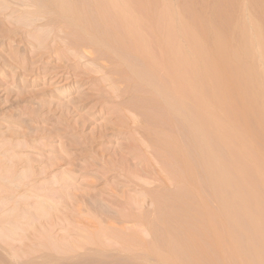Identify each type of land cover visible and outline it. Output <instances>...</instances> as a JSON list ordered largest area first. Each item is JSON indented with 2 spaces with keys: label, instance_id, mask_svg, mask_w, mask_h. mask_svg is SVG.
<instances>
[{
  "label": "rangeland",
  "instance_id": "obj_1",
  "mask_svg": "<svg viewBox=\"0 0 264 264\" xmlns=\"http://www.w3.org/2000/svg\"><path fill=\"white\" fill-rule=\"evenodd\" d=\"M41 1L44 2L45 0H0V221L3 222V223L0 222V229L4 230L3 232H7V233L3 234L2 230L0 231V236H1L0 237V264H264V247H263L264 246V239H263L264 238V236H263V234H264V227H263L264 223H262L264 221V217H263L264 216V213H263L264 212L263 211V209H264V187H263V185L264 184L261 183V182H263L262 180L264 179V170H262L264 167V163L262 162V160L260 158V157H262L261 156L262 153L264 154V141L261 140L259 136L257 139L253 137L255 135L257 136L256 133H260L259 130L256 129V128H258V126H256L258 124V122H257V124H255L256 121L252 123V121H254V119L252 118V121L249 123H252V124H250V126L254 125L253 127H251L253 130L254 129L257 130V132H255V130H254L255 135L253 134L252 138H254L253 141H255V145H257L255 147L256 149L254 151H256V153L260 156H257V154H255L256 155L255 156L254 153L251 152L253 150H250L249 152L252 154L249 153L250 154V156H248L249 158H247L245 156V154L242 157L243 159L246 158L247 160L248 159L250 160L251 156L254 155L253 159L254 158L255 159L253 160L251 158V161H253L252 162L253 164L255 161L257 162L256 158H259L258 161L260 163L257 162V165L259 164L262 169L258 165L257 167H253V170L255 168L257 169L259 167L257 170L260 169L262 171V174L259 173L260 176L258 177V175H259V174H257L259 172L258 171L256 173L257 176H256V174H254L255 175V177H254V175H252L253 173L251 172L253 170H251V167H250V165L252 163H248L246 159H244V161L243 160L238 161V159H240V158H237V157L241 156V155L239 153L238 154L235 153L237 150L236 151L234 150L235 148H233L234 147L233 144L231 145V144L225 143V146H224L223 143L225 142L226 139L224 140L223 139L224 137L220 138L221 135H218L217 132L214 130V128L210 127L211 125H209V124H208L209 126L205 125V128L202 131V128L204 127L201 124L202 118L200 117L199 112L197 113V111H198L197 108L193 107L194 105L191 106V107H193L192 108L193 110L195 109V111H193V112H192L191 108L188 107L189 105H187V103H186L187 101L184 103H186V105H187L186 107H188L190 109H188V108L184 109V107H185L184 103H182V105L176 104L177 105L176 108L178 109V112L175 108H173L170 105L172 103V100L174 101L173 103L175 104L176 103L175 100L173 98L170 100V97H172V96L171 95L169 96L168 94H166L167 92L165 93V91L163 92V89L162 90H161V88L158 89V90H160L161 93L156 89L158 85L157 86L154 85L155 78L153 76L145 77L146 76V74H145L146 70L145 69L141 70V68H143V66L141 67L142 64H139L141 61H136L139 58L134 57V56L132 57V55L127 54L130 57L128 56V59H125L124 53H122L123 56H121V58L123 57L124 61L129 60L128 63L131 62L130 64L132 65V67L128 68V70H127V67H129L130 64H128L129 65L128 66L127 64L125 65L123 62L119 63L115 60L117 58H115L114 60L118 63V65H117V63H116V65L114 64L115 66L113 65V63H115V61L113 60V57L118 55L119 51H116L117 52L116 55H114V53H111L112 55L110 56V54H109L110 52L108 53V52H106V50L103 51V50L97 49V52L99 53L98 54L95 51L96 50L95 49L94 50L95 53H94V51H92V54H91V52L89 50V44L87 45L86 40H83L84 37H82L81 35L79 36V34H81L80 32H78L79 29H76V27H73L71 25L68 26L64 23L63 20L62 21L60 20V17L57 18V16L54 15L55 11H51L52 8L50 5H53V3L50 0H46L45 4ZM48 1H50L51 3ZM136 1L137 0H134V2H136ZM157 1L158 0H149V1L144 0V2L146 3L144 5V6H146L145 8L147 9V7H149V10L152 11L151 12V11L146 10V12H148V13L150 12V14L152 13V15H155L156 12L158 14L159 9L158 10L156 8L154 9V7H156V6L159 7V4ZM161 1H164V0H161ZM172 1H173L174 6L176 7V5H179L180 9L184 10L185 8L190 7L189 10L187 9L183 12H181L182 10H180V13H181L180 15H182V13L188 14L187 16H185L183 14L185 17H187V19L188 18L190 19L191 17H193L190 20L195 21V19H194L195 16L198 17V18H196L197 20H199V17H200L201 20H204L202 22H209V25H210L211 21L213 22L215 20L217 22L219 20L218 22L222 23L221 21L223 20L224 23L225 22L228 23V24H226L227 30L229 28H230V30L233 29V27L235 25H238V22L241 23L242 22L241 20H244V19L249 17L250 14L248 15V13L253 12V10L248 12L249 8L251 6H253V3L251 4L250 2L254 1V4H255L254 6H256V3H255L256 1L259 4L262 3V6H261V4H260V6L262 7V9L264 8L263 7L264 2L261 0H256V1L255 0H253V1L249 0L250 2L248 0H235V2H236L235 4L233 3L234 1H232V0H224V1L223 0H221V1L220 0H172ZM218 1H220L222 5L225 4L226 7L223 8L222 5ZM26 2L27 3L32 2V3H29L30 4L29 5ZM138 2H140V1H138ZM141 2H142V0H141ZM149 2H152V3L154 2L156 6L154 5V7H153V5L149 4ZM222 2H227V3L223 4ZM245 2H246V5L248 7V10H247V7L244 6ZM33 3H36V4L38 3L39 6H42L41 7L42 9L40 8V10H43V11L45 10L47 12V10L49 9L52 14L49 13L50 12L49 10H48L49 12H47V13L46 12L43 13V11L41 12L39 10L38 4L36 6V4H33ZM49 3H50V5H49ZM219 4L221 5L220 8L222 7V9H223V10L221 9L223 16L221 14H219L220 13L219 12L220 11L219 10L220 9ZM48 5L50 6V8ZM78 5H80L84 9L86 8V10L88 9V11H89V8H87L86 5L84 6L82 3L78 4ZM151 5H152V7H151ZM217 5H218V7H217ZM233 5H236V6H233ZM249 5H250V7H249ZM28 6H29V8H28ZM30 6H31V8H30ZM34 6L36 8H34ZM179 6L176 8L179 9ZM215 6L218 8V13H216L217 8H215ZM44 7H46V8L44 9ZM253 7H251V8L255 9ZM239 8H242L244 10L239 9ZM86 10H84V12ZM239 10L243 11L245 13V15H242V13H239L240 12ZM37 11H39V13H36ZM88 11H87V13L85 12V15H88L90 13L92 14V12H90V11L88 13ZM154 11H155V13H153ZM214 11H216V12L214 13ZM29 12H30V14H29ZM189 12H191V13H189ZM263 12H264V10H262V14H263ZM213 13H214V15H213ZM216 14H217V17L220 19L215 18L214 20H212V18H214V16ZM218 14L222 16V19H221V16H219ZM189 15L191 17H188ZM53 16H55V18ZM243 16L245 18H242ZM263 16L264 15H262V20L264 19ZM43 17H45V18H43ZM38 19H41V20H38ZM50 20H53V21L50 22ZM236 20H237V22H235ZM218 22L214 23V24H216V26H217V24H220ZM52 23H55V25ZM191 23H193V22H191ZM263 23H264V20H263ZM205 24H208V23H205ZM48 25H50L51 27L49 26V28L47 29ZM56 25H58V26L60 25L61 27L60 26L57 27ZM226 25L224 28H226ZM41 26H43V28H41ZM63 27H67L69 30L66 28H63ZM218 27L223 29V26L220 27V25H219ZM55 28H56V30H55ZM58 28H59L60 32L57 31ZM60 28H61L62 32H61ZM63 29H65L66 31H64ZM72 30H74V31H72ZM75 30H77V31H75ZM48 31L50 34L48 33ZM67 31H68V33H66ZM74 32L77 35L73 34ZM56 33H57V35H56ZM59 34H61L62 37H60ZM44 37H46V39H44ZM81 37H82V39H81ZM40 38H41V40H40ZM62 38H64V39H62ZM75 38H77V39H75ZM205 38L207 40V35H205ZM55 39H56V41H55ZM57 39L59 40L58 42H57ZM77 41H78V44H76ZM62 42H63V44H60ZM64 43L65 44H71V48L69 50L65 49V47L68 45H65ZM82 44H84V46ZM80 45H81V47H80ZM60 46H62V47H60ZM72 46H73V48H72ZM75 46H77V47H75ZM56 48H58V49L56 50ZM77 48L79 49V52H77L78 51ZM54 49H55V51H54ZM87 49H88V51H87ZM61 50H63V51H61ZM70 50H71V55H69ZM75 50L79 55L75 52ZM84 50H86V51H84ZM64 52L66 55L63 54ZM104 53L107 55H104ZM80 54L83 56V58L81 57ZM95 54H96V56H95ZM108 54H109V56H108ZM88 55L89 56L91 55L93 57L90 56L91 57L90 58ZM99 55H103V56L101 57ZM74 57H75V59H74ZM100 57H101V59H99ZM108 57L109 58L112 57L111 62L109 61ZM119 57H120V55H119ZM125 57L127 58V56H125ZM96 58L98 60H96ZM105 58H107L106 59L107 61L104 63ZM82 59H84V60H82ZM94 60L96 63L94 62ZM101 60H103V61H101ZM133 60H135V61H133ZM97 62H98V64H97ZM102 62H103V64H100ZM109 63H110V65H109ZM122 63H123V65L121 66ZM135 64H138V65H135ZM101 65L106 66V67L108 66V68H106L107 71H106V69L104 70L105 67L104 68L102 67L103 69H100ZM117 66H120V67H117ZM123 66H125V67H123ZM137 66L141 67V68H138ZM113 67L115 69H113ZM118 68L119 69L123 68L120 70L123 72L126 71V73L121 72ZM131 68L134 70L136 68L138 69L137 70V71H139L138 75H136L137 74L136 72L134 73V70L131 72L134 75H136V77H139L140 73L143 71L140 76L147 78L146 79L147 81L146 82L142 81V80H145L142 77L141 78L142 80L140 82V77L138 79V78L134 77V75H132L134 77V80H133V77L131 75H129L130 74L129 72L132 70ZM108 69H109V71H108ZM124 69H126V70H124ZM129 69H131V70L129 71ZM111 70H112V72H111ZM105 71H106V73H105ZM118 71L120 72V74L123 73L122 75H119V77H118V73H117ZM105 74H106V76H105ZM124 74L128 75V77ZM113 75L116 76L118 80L116 79V77L114 79ZM123 75L125 77H123ZM152 77H153V79H152ZM124 78H128V79L130 78V79L127 80V82H124V80L126 81V79H124ZM135 78L137 79V81L135 80ZM112 79H113V81H112ZM148 79H150L152 82L151 83L148 82ZM122 80L124 83H122ZM147 83H149V84L147 85ZM151 84L154 86L150 88V86H152ZM148 86H149V88H148ZM208 86L206 87L207 89H209ZM149 89L150 90L152 89V91L150 92ZM154 89H155V91H153ZM211 89L212 88L210 86L209 91L207 90V92H208L207 94H209V92L212 93ZM148 90H149V92H148ZM156 91H157V95H158V93H160L158 95L159 98H157V95L156 96L154 95V93L156 94ZM162 92L164 93V95ZM149 93H151L150 95H152V96L154 95L156 98H154V96L153 97L150 96ZM209 95H207V96H209ZM120 96L122 99L120 98ZM161 96H163V97L165 96L164 99H163V97L160 98ZM168 98H169L171 103H169ZM160 99L162 102H160ZM167 100H168V102H165ZM166 103H167V105L169 103L168 106H171V109L173 108V110H171L170 107H168L166 105ZM173 103H172V105H174ZM191 104H194V103L190 102V105ZM135 105H136V107H135ZM178 105H180V106H178ZM179 107H180V110H179ZM140 108H141V111H139ZM181 109H183V110L181 111ZM170 110L172 112H169ZM174 111H175L176 115H175V113H173ZM183 111H184V113L186 112L188 114H184ZM180 112H182L185 116ZM189 112H191V113H189ZM194 112H196V115H194L195 114ZM179 114H181V115H179ZM187 115H189V116H187ZM191 115H193L194 117L197 116V120L195 119L196 117L194 118ZM177 116H178V118H177ZM181 116H182V118H181ZM183 117H185L187 119H185V118L183 119ZM198 119H199V122H198L199 124L197 123ZM132 120H134V121H132ZM140 120L142 121L141 123L139 122ZM187 120L189 123L192 121V123H190L191 126L189 125ZM194 121H196V122H194ZM137 123L138 124L140 123V124L138 125ZM146 123L147 124L150 123V124L147 125ZM155 123H157L158 126ZM184 124L187 126L186 127L187 129L184 127L185 126ZM194 125L196 126V129L198 128V126L200 128H201V126H203L201 129L198 128V130L200 129L199 130L200 132L202 131L200 133L201 136L204 135L205 132H206V134H208V132L211 129V131L213 133L211 132V135H209V136H212V137L206 136V134L204 135L205 137L204 136L201 137L200 134H197L198 130L196 131V129H193V127H195ZM135 126H137V127H135ZM151 126H152V129H150ZM153 126L155 129L153 128ZM188 126H190L189 132L191 129V132H193L194 135L191 134V132L190 133L188 132ZM134 127L136 128L137 131L135 130ZM140 128L141 129L143 128L144 130L143 129L141 130ZM157 128H159V130ZM160 128H161V130H160ZM156 129L158 130L157 132H156ZM165 130L170 131V134H168V132ZM192 130H195V131H192ZM141 131L143 134L141 133ZM171 132H172V134H171ZM177 132L179 134L181 132H185L186 134L183 133L184 134L183 135L181 133L180 135L183 137L182 138ZM203 132H204V134H203ZM188 133H189L190 137L192 135L194 136V138L196 137L197 138V139L195 138L196 140H198V137H199V140L196 141L194 139V141H193V139H192L193 136H192V138H188L189 137ZM209 134H210V132H209ZM171 135H174V136H172V138H171ZM178 135H179V137H178ZM185 135H187V138H185L186 137ZM197 135H199V136L197 137ZM214 136H216V137H214ZM142 137H144V139L146 138L145 140H148V143H147V141L143 140ZM206 137H208L209 140L212 138L214 140V142H212L213 141L212 139H211L212 141L206 140L207 139ZM214 138H217L218 140L223 139V141L221 143L220 142L221 140L218 141L217 139L215 140ZM155 139L157 141H155ZM187 139H188V141H186ZM202 139L205 141L204 142L205 144L206 143L209 144L208 145L209 147L205 144H204V146H206V147L202 146L203 141H202V143H200L201 142L200 140H202ZM141 140H142L143 144L140 143ZM166 140L169 141L170 143L167 142ZM184 141L187 143H182ZM226 141L228 142V140H226ZM160 142H161V148H160ZM162 142L164 144H166V142H167V144L164 145ZM174 142H176L177 144H175ZM196 142L197 143L199 142L198 144H200V146L197 147L198 149L195 148L197 146ZM144 143H146L147 145ZM181 143L184 144V146ZM218 143H220L224 149H227V147L229 146L228 149L231 151V152L229 151L230 154L227 150L222 149V147L220 148V145H218ZM230 143H233V142L230 141ZM141 144H142V146L143 145L144 146L140 147ZM191 144H193V145H191ZM211 144H213V147H212L213 149L211 148V146H212ZM187 145H188V147H187ZM146 146H147V148H146ZM162 146H164L166 149ZM179 146L180 147L183 146L182 148L183 149L186 148V150H183L182 148H178ZM258 146H259V150L262 152L260 154H259V152H257ZM154 147H156V148H154ZM176 147L178 148L179 151L177 150ZM231 147L233 148L234 153H233ZM141 148H144V149H141ZM207 148H210V149H207ZM146 149L149 151H147ZM164 149H165L166 153L163 152ZM190 149H191V152H190ZM202 149H204L205 151L208 150V152H207L208 154L205 153V151ZM216 149L218 151H216ZM180 150H183L184 152L180 151ZM200 150H202V151L200 152ZM153 151L155 152V154L158 157H160V159L158 158L159 161L157 160L156 155L154 156ZM209 151H212L213 153H215V155L214 154L209 155L210 154ZM225 151H227L226 153H228V154L224 153ZM167 152H169L168 155H166ZM199 152H200V154H199ZM148 153H150L149 154L150 156L148 155ZM201 153H202V155H201ZM138 154H140L141 156H139ZM162 154H164V155H162ZM181 154L183 156H188V157L190 156V157L189 158L183 157ZM198 154L201 155L202 157L199 156ZM232 154H236V156H234ZM192 155L193 156L198 155L197 158L201 161L197 160V158L195 156H194L195 157V159H194ZM207 155H209L208 157H210V159H213V160L215 159L214 161H216L217 157H219V159H217V161L221 160L218 162L216 161L218 165L215 164L216 165L215 168H217V170L216 169L214 170L215 173L213 176L209 174V172H212V170H210L211 168L209 169V167H204V168L202 167V166H205L204 164H206V162H204L203 165L201 164L203 161H205V158H206L205 156H207ZM180 156H182V157H180ZM153 157L154 158L156 157L155 161H158L159 163L158 162H151L150 163V161L153 159ZM191 157L193 160L191 159ZM208 157L206 158L208 160V162L209 161L214 162L212 160H209ZM231 157H232V160H231ZM235 157L237 158V160ZM168 158L170 159V161H168L169 160ZM187 158L189 159V161H191V162L193 161V162H192V165H190L191 163L188 162L189 164L187 163V167H186L185 163L187 162ZM171 159H172V161L174 160V162L175 161L176 162L175 163L172 162ZM179 159H181V160L184 159V160L181 162V160L179 161ZM233 159H235L234 163H232ZM138 160H139V162H138ZM166 160H167V162H166ZM224 160H227L225 162H226V164H228V166L225 164V166H226L225 168L229 169V171L233 169V175H236V178H234V179H237L236 185L234 184L236 182L233 181V178L227 177V175H226V174L231 173L228 176H233L232 171L229 173L227 170L225 171V169H222L223 167L219 165L220 162H223ZM144 161H147V163ZM152 161H154V159ZM177 161L180 162L181 165L179 163H177ZM194 161H195V164H194ZM197 161H199L201 165ZM240 161H242V162H240ZM163 162L165 163V165ZM208 162H207V164L210 166L211 162H209L210 164ZM243 162L245 164H247V166L250 167L249 171H248V167L246 165H245V167H247V169H244V167L242 168L243 170L240 169L241 168L240 164H242ZM176 163H177V165H176ZM244 163L242 164L243 166H244ZM171 164H173V165H171ZM193 164H194V166H193ZM196 164H197V166H196ZM215 165H213V166H215ZM229 165L231 166V169H230ZM232 165H233V167H234V165H236L235 166L236 168L235 167L232 168ZM161 166L162 167L164 166V167L161 169ZM175 166H176V168H179V169L177 170L175 168ZM192 166L194 167V169H192L193 168ZM213 166H210V167H213ZM219 166H220V168H219ZM166 167H168V169L173 167L175 169H173V168L172 169L175 171H172V169L167 170ZM164 168H166V170ZM180 168H183L184 170L183 169L180 170ZM188 168H189V170L192 169L193 171L190 170L188 172V170H187ZM199 168H201V169L199 170ZM163 169H164V171H163ZM202 169L204 172L206 171L205 169H207L208 173H204L203 171H201ZM212 169H214V168H212ZM218 169H221L222 171L220 172ZM236 169H237V172H236ZM240 170L242 171V174H241ZM245 170H247L250 174L252 173L251 176L253 177V179L251 176H248L247 171L245 173ZM177 171H178V174H177ZM216 171H217V174H216ZM162 172H164V173H162ZM174 172H176V173L174 174ZM190 172H191L190 175L192 177L190 175H189L190 177L188 176V174ZM224 172L225 173L227 172V173L225 174ZM181 173H184L183 174L184 177H182V179H181V176H182ZM185 173L187 174V176ZM195 173H197V174H195ZM218 173H219V177H222V178L226 177V178H224L225 180L222 178L221 179L224 180V182H225V183L223 182L224 184H226V182H227V185L229 187L224 185L223 183H220V182H222L221 179L218 178L221 181H217L218 180L217 179ZM221 173H224V174L220 175ZM238 173H239V175H241V178H243V176L245 175L243 180L238 179V177H240L238 175ZM164 174H166V176L168 174L171 175L167 181H166V177L164 176ZM176 174H177V176H176ZM212 174H213V172H212ZM135 175H138V176H135ZM174 175L176 176L177 179L175 178ZM208 176H210V177H208ZM211 176H212V180L214 182L216 181L218 184L220 183L219 186L214 185V182L212 184V182H211L212 180H209V179H211ZM214 176H215V180H214ZM139 177L142 178V180H140ZM179 177H180V179H179ZM233 177H235V176H233ZM246 177L247 178L250 177L248 180L249 182H246V180H245ZM136 178H137V180H136ZM172 178L174 180L175 179L176 180L173 181ZM169 179H170V182L167 183L169 181ZM207 179H208L207 183L210 184V182H211V185L209 186L210 189H209V187H207L209 185L206 183ZM254 179H255V181H254ZM192 180H193V182H192ZM194 180H195V183H194ZM201 180H202V182H201ZM238 180H240L239 183H238ZM189 181H191V182H189ZM197 181H200L201 183L197 182ZM204 181H205V184H207L206 187L204 185ZM241 182H243V184ZM252 182H254V183H252ZM177 183H179V184H177ZM184 183H185V185H183ZM186 183L187 184L189 183L188 186ZM193 183L195 186L196 185L197 186L196 187L194 185L192 186ZM244 183H247V184H245L246 187H245ZM171 184H173V185L169 186ZM222 184H223V186H222ZM238 184H239V187L237 186ZM254 184L257 185V187H255ZM180 185H181V187H180ZM199 186H201V187H199ZM224 186H226L225 187L226 189L224 188ZM241 186L244 188L241 189L242 188ZM251 186H253V187L251 188ZM191 187H195V189L198 188V190L194 189L195 191H198V193L195 192L193 190V188H191ZM185 188H187L186 192H185V190H186ZM221 188L224 192L222 190H220ZM229 188H231V189H229ZM182 189H184V191ZM191 189L194 192L191 191ZM214 189H216V190H214ZM237 189L239 190V192H240V190H242V191L247 190L246 192H244L245 194L246 193L248 194L250 192H252V193L248 194L250 196H248L246 194L249 197L248 198L245 194H243L242 191H241L242 193L240 192L238 194ZM207 190H209V191H207ZM212 190L215 192H213ZM181 191H182V193H181ZM188 191H189V193L193 192L191 194V196H188V195H190L188 193ZM226 191H228V192H226ZM232 191L234 193H232ZM255 191H257V192H255ZM217 192L223 194L224 199H222V195L220 196L219 194H217ZM156 193H158V194L155 195ZM203 193H204V195H203ZM254 193L256 195L257 194L258 195L256 196V195H254ZM144 194L146 196L149 195L151 197V199L149 196L146 197ZM178 194H180L181 196ZM216 194L218 196H215ZM226 194H228V196ZM252 194L254 197L255 196L259 197V200L257 199V202L255 201V198L253 196H251ZM174 195L177 197H175ZM184 195H185V199L186 198L189 199V197H190L191 201H188V199H186L185 200L186 202H184V197L182 198V196H184ZM199 195L202 196L203 199L206 197L204 199V200H207V201H204L206 203H202L203 199L199 198L200 197ZM205 195H207L209 197H207ZM213 195L215 196V198ZM235 195H238V196H235ZM242 195H245L247 197V199H249V200L251 199L249 201V203L252 204L253 206L251 205V207H250V204H248V200H244L242 198ZM143 196L145 197V199L143 198ZM179 196L181 197V199L180 198L178 199ZM229 196H230V198H229ZM156 197H157V199H155ZM192 197H194V198L192 199ZM210 197H211V199H210ZM218 197H220L222 199V201L224 200L223 202H225V203H223L220 200H219L220 203L219 202L217 203L216 200L218 199ZM232 197L235 198V201H234V199H232ZM238 197L242 198V203L244 202V204H242L240 202L241 201L240 199L237 200ZM135 198L136 199L138 198L137 202L142 200L143 203L141 202V204H143V206L140 204V202L137 203ZM252 198H254V199H252ZM130 199H132V200L134 199V201H133L134 204H133L132 200L130 201ZM152 199L154 200V202ZM172 199H174V201H172ZM225 199H226V201H225ZM155 200L156 201L158 200L156 202V205H155ZM252 200H253V203H252ZM129 201H130V203L128 205L127 202H129ZM182 201H183V203H182ZM209 201H210V203L212 201L213 204L212 203L210 204ZM229 201H231L232 204H230L231 202H229ZM238 201H239V203H238ZM258 201H260L259 202L260 208H258L256 213H257V215H258V213H260V214L262 213L261 215L259 214L260 216H257V217H259V219H261V217H262V219H261L262 222H260L261 220L259 221V219L257 217H255V221H252V217L250 215L256 211L255 208L259 207ZM261 201H262V203H261ZM158 202L160 205L157 204ZM163 202H165V206H164ZM166 202H168V203H166ZM170 202H172L173 204ZM174 202H175V204H174ZM233 202H237V204H235L236 206L233 205L234 204ZM254 202H256L258 204L255 205ZM215 203H217V204H215ZM240 203L242 204V206L244 205L245 208H243L244 206L242 207L240 205ZM41 204H43L45 206V208L43 205L40 206ZM130 204L132 206H130ZM137 204L140 206V209L143 207L144 208L140 211V209H138L139 206ZM202 204H204V206H203V207H205L204 210H202L203 209ZM206 204H208V205H206ZM219 204H220V206H219ZM238 204H239V208H238ZM127 205L130 206L129 210H128ZM134 205H136V207L137 206L138 207L137 208L133 207ZM193 205H195L196 208H195V206L191 207ZM177 206H178V208H177ZM181 206H183L184 209ZM225 206L227 208H229V209L226 208L228 211L225 210ZM240 206L242 207V210H241ZM255 206H257V207H255ZM185 207L187 210L185 209ZM230 207H232V210L230 209ZM234 207H236V208H234ZM252 207H254V208H252ZM262 207H263V209H262ZM158 208H159V210H158ZM166 208H167V210H166ZM179 208L183 210V212H184L183 215L188 214L189 217H188V215L178 216L180 214L179 212H181V214H182L181 210L178 212ZM221 208H223V209H221ZM130 209H131V211H130ZM160 209H161V211H160ZM237 209L240 211H237ZM243 209L244 210L246 209V210L243 211ZM133 210H135V211L139 210L140 212L138 211L139 213H137V212H134ZM157 210L159 212H157ZM175 210H177L178 213ZM201 210L203 211V213ZM205 210H206L207 214H205ZM128 211L134 212V213L127 214V213H129ZM221 211H224V212H221ZM229 211H230V216H229V214H224L225 212L229 213ZM161 212L165 213V215L163 214L164 218H162ZM173 212L177 213L176 214L177 218L175 217V214ZM199 212L202 213V215H200ZM217 212H219V213H217ZM247 212H248V214H247ZM12 213H15V214H12ZM117 213L118 214L120 213L121 215H118ZM189 213H191V214H189ZM215 213L217 215H215ZM256 213H253V214L256 215ZM17 214H19V215H17ZM169 214L171 216H168ZM219 214H221L222 216L227 215L229 217H227V219L225 217V219H224V217H221V215H219ZM245 214H247V216ZM8 215H10V217ZM127 215L129 218L132 217V215H133L134 219L133 218L129 219L127 217ZM156 215H158V216H156ZM194 215H196V216H194ZM206 215H207V218H206ZM255 215H253V220H254ZM11 216H12V219L10 220ZM16 216H20V217L17 218ZM124 216H125V218H123ZM141 216L144 218H142ZM145 216H146V218H145ZM155 216H156V218L158 217L157 220H159V221L156 220ZM165 216H166V219H165ZM192 216H194V217H192ZM233 216L235 218H232ZM120 217H122V218H120ZM167 217L172 224L169 222ZM181 217H183L181 220H183L184 218L185 219H184V221L179 222L178 220H180ZM190 217L192 218V221L195 222V220H196L195 223H198V225H196V224L193 225V223H191ZM196 217H197V219H195ZM201 217H202V219H201ZM236 217H238L240 219V222H239V219ZM248 217L250 218V220ZM187 218L190 221H187ZM228 218L231 220H229ZM5 219H7V221ZM139 219H140V221H138V223H137V220H139ZM145 219H147L149 224L147 223V221ZM160 219H162V220H160ZM175 219L178 222H176ZM200 219H201V223H199ZM212 219L214 221H212ZM165 220L166 221L168 220V221L166 222ZM207 220H209V221H207ZM248 220H249V223H248ZM256 220H257V222H256ZM10 221H13V222L10 223ZM150 221H152V223ZM164 221L166 222V224H164L165 223ZM172 221H174V222H172ZM185 221L187 223H189L190 225H188ZM202 221H204V222H202ZM210 221L212 223H210ZM6 222H8V223H6ZM160 222H162V223H160ZM254 222H256V223L254 224ZM150 223H151V226H154L156 230L150 226ZM168 223H170L171 225L170 224L168 225ZM178 223H179V227H178ZM180 223H182V226ZM183 223H184V226L185 227L188 226L187 227L188 230L191 229V231H188L187 228L183 227ZM207 223H208V225H206ZM215 223H218L219 226ZM238 223H240L241 228L239 227ZM7 224H9L10 227ZM17 224H20V225H17ZM140 224L142 226H140ZM157 224H158V226H157ZM162 224H163L164 228L161 226ZM200 224H201V226H200ZM250 224L253 228L250 226ZM191 225L192 226L196 225L195 227H197V228L192 227ZM209 225L210 226L212 225V227H210ZM224 225H225L226 230L227 229H230V230H227V231L224 230V228H223ZM235 225H237V227ZM255 225H257V227ZM260 225L263 227V229ZM1 226L4 228H1ZM146 226H147V228L148 227L149 228L147 229ZM170 226H172V227H170ZM189 226L192 228H190ZM203 226H204V228L206 227L207 230L204 229ZM208 226L210 227V230L216 228L214 230L217 231V234L219 236L215 235L216 232H215V234L211 233V232H214V230H212L210 232V230L208 229L209 228ZM150 227H151V230H150ZM227 227H229V228H227ZM5 228H8V229L6 230ZM237 228L239 230H237ZM15 229H16V231H15ZM102 229L104 231H102ZM180 229H182V231H179ZM199 229L201 230L202 233L200 232ZM221 229H223V230L221 231ZM139 230L142 234H140ZM154 230L156 231V234H155V232H153ZM183 230L186 232H184ZM194 230L195 231L197 230L196 233L199 236V238H197V240H196L197 234L194 233L195 232ZM8 231H10V232L12 231V232L10 233ZM135 231H136V233H135ZM13 232L14 233L17 232V233L14 234ZM99 232H101V235L99 234ZM102 232H103V234H102ZM111 232L114 233L113 237H112ZM144 232H146L147 234ZM208 232H209V234H207ZM124 233H126V235H125V238L123 239V241H124L123 242L122 241V238H123L122 234L124 235ZM167 233H169V235ZM227 233L229 235H232V236H230L231 238L234 236L235 241L240 239L239 241H237L240 244V247L238 246V243L236 244V242H234V241H233L234 243H232V245L235 246V249H236V245H237V247H239V248H237V250L239 251L238 253L234 249V252H236V254H234L232 252L233 249L230 250L227 247L229 244H231V241H232V240L231 241L229 240L231 238H228L229 235H227ZM104 234L105 235L107 234L108 236L111 235V237L113 239L111 237L105 236ZM119 234H121V236ZM129 234L130 235L131 234L132 235L138 234L139 236L136 235L138 239L142 235L141 238H144V239H142L143 241L140 240L141 238L139 239V241L137 239L135 240L136 236L133 235L134 240H132V236H129ZM143 234H145L146 236L149 234L147 236V239H145L146 237H143ZM220 234H222V235H220ZM2 235H5L6 237L2 236ZM114 235H115V237H117L118 235H119L118 237H120V239L118 237L116 238L117 240H115V241L117 243L114 241V239H115ZM176 235L178 237H180V235H181V238H183V239L178 238ZM212 235H214V237L216 239L218 237L220 238V236H221L220 240H218L220 242H218V241L216 242V239ZM223 235H225V236H223ZM7 236L8 237L10 236V237L8 238ZM11 236H12V239H11ZM85 236H88V240H85V239H87ZM99 236L101 238H99ZM151 236H153V237L156 236L157 238L154 237V239L156 238V241ZM162 236H164L163 237L164 239L161 238ZM169 236L175 237L176 239L170 238V240H167V239H169ZM187 236L189 239H190L189 236H191V241L194 237V241H192V244H191V241H189V239H187ZM202 236H203V238L205 237L204 239L206 241L210 240V243L208 242V244H207L206 241H204V239L202 238ZM208 236H209V238H212V239L214 238V239L213 240L209 239V238H207ZM235 236H236V238L237 237L238 238L240 237V238L236 239ZM2 237H5V238L2 239ZM47 237L49 238V240L47 239ZM90 237L92 239L94 237L92 242H91ZM128 237L129 238L131 237L130 242H129V239L126 241V239ZM165 237H166V239H165ZM13 238H15V239L13 240ZM4 239H6L7 241L5 240V242H4L3 241ZM10 239H11V241H9L10 242V244H9L8 240H10ZM111 239H112V241H111ZM151 239L153 242L151 241ZM157 239H159V240H157ZM161 239H163V241H165V242L162 241L161 243H158V242H160ZM179 239L181 240V242ZM198 239H199V241H198ZM201 239L204 242L200 241ZM227 239L230 241V243ZM256 239H257V241H256ZM43 241L45 242L44 243L45 247L42 246V245H44V244H42ZM93 241H95V242H93ZM107 241H110L112 243H109V242L107 243ZM125 241L129 242V244L126 243ZM140 241H142L143 243ZM144 241H146L145 243H147V244L149 243L148 245H151V246H152V244L154 245V246H152L153 251L156 250L158 248V246L160 245L161 246V247L159 246L160 249L158 248L157 251H155L157 253L160 250L162 251L166 246V248L162 252L160 251L162 253V256H164V258L166 257V254L169 252L170 253L167 255L171 256V258L176 256V255H178V256H176L172 259L170 257H168V258L166 257L167 258L166 260L168 261L167 262L166 260H164L163 257H161V253H158V255L160 254L159 255L160 258L161 259L163 258L162 259L163 262H162L156 253L154 255L152 252H150V251H152L151 247H149L150 251H148V253H147V250H146L147 246L145 247L146 244L144 243ZM226 241H227V243H226ZM40 242H41V244H40ZM49 242H51V245L53 247L50 244H48ZM131 242L132 243L136 242L137 245L139 244L141 249L145 248L146 252L143 251V253L145 252L144 254L146 256L141 253L142 251H140L141 250L140 247L138 249L136 248L137 247L136 243L132 244ZM139 242L141 244H143V245L145 244V245L141 246V244ZM167 242H168V244H170L169 248H167L168 247ZM182 242L185 244H183ZM187 242L188 243L190 242V243L188 244ZM214 242H216L217 244ZM261 242H262V244H261ZM85 243H86V245H85ZM88 243H89V245H88ZM122 243L124 244L123 245L124 248L126 247V245L128 248L126 247L125 249H123ZM156 243H158V244H156ZM218 243L220 246L218 245ZM104 244L106 247L104 246ZM110 244H113V245H110ZM171 244L175 248H176V245H178L177 247L180 248L181 244H183V246H181V249L182 250L184 249L183 250L184 253H182V251L180 252L178 250L179 248L178 249L172 248ZM174 244H176V245H174ZM196 244H197L198 248H197ZM211 244H213V245H211ZM223 244H226L227 246L226 245L224 246ZM46 245H47V248H46ZM54 245H55V247H54ZM232 245H231V247L234 248V246H232ZM199 246H201L202 249L200 248V250H199ZM49 247H51V248H49ZM155 247H156V249H155ZM191 247H193L194 252H193ZM223 247H225V248L227 247V248L224 249ZM229 247H230V245H229ZM135 248H136V250H135ZM170 248H171V250H170ZM218 248H219V250H217ZM261 248H263V249L261 250ZM172 249H174L175 252L172 251ZM188 249L190 250V253H188L189 252ZM221 249H222V251H221ZM240 249H241V251H240ZM254 249H255V251H253ZM126 250H128V251L131 250L132 253H131V251L127 252ZM138 250L140 251V253H136V252H138ZM176 250L178 252H176ZM186 250L188 252H186ZM203 250L207 254L202 253ZM133 251H136V252L133 253ZM200 251H201V254H198V253H200ZM217 251L219 254H217ZM252 251L255 252L254 257H253L254 253H252ZM172 252H173V254H172ZM179 253H181V254L179 255ZM193 253L195 256L194 255L192 256ZM137 254H140V255H137ZM151 254L154 255L153 258H152ZM204 254H206V255H204ZM203 255H204V257H202ZM256 255H257V257H256ZM154 257H156V258H154ZM176 258H178V259H176ZM169 260H170V262H169Z\"/></svg>",
  "mask_w": 264,
  "mask_h": 264
},
{
  "label": "bare ground",
  "instance_id": "obj_2",
  "mask_svg": "<svg viewBox=\"0 0 264 264\" xmlns=\"http://www.w3.org/2000/svg\"><path fill=\"white\" fill-rule=\"evenodd\" d=\"M46 1V0H45ZM45 1L43 2V1H41V2H43L44 4H45ZM53 3V5H50V3L51 2ZM50 1H48V2H50L49 3V5L51 6V8H52V10L51 11H55V13H54V15L55 16H57V18H59L60 17V20L62 21H64V23L66 24V25H71V26H73V27H76V29H79V31L78 32H80L81 34H79V36L81 35L82 37H84L83 38V40H86V42H87V45L89 44V50H90V52H91V54H92V51H94L95 49V51L97 52V49L98 50H106V52H110L109 54H110V56L112 55L111 53H114V55H116V51H119V53H118V55H116L115 57H113V60L115 59V58H117V59H115L117 62H119V63H121V62H123L125 65L127 64H130V63H128L129 62V60L128 61H124L123 59L125 58V59H128V56L129 55H132V57L134 56V57H137V58H139L138 60H136V61H141L139 64H142L141 65V67L143 66V68H141V67H138V68H141V70L142 69H145L146 70V72L149 74H147L146 72H145V74H146V76L145 77H147V76H153L154 78H155V83H154V85H158L157 86V90L158 89H160L161 88V90L163 89V92L165 91V93L166 94H168L169 96L171 95L172 97H170V100L173 98L174 100H175V104L173 103L174 101L172 100V103L174 104V105H172V103L170 102V100H169V98H168V100H169V103H171L170 105L173 107V108H175L176 110H177V112H178V109L176 108V104H180V105H182V103H184V102H186L187 103V105H189L188 107H190L191 108V110H192V112L193 111H195V109L193 110L192 108L193 107H195V108H197V113L199 112V114H200V117L202 118V122H201V124L204 126H201V128H202V131L204 130V128H205V125H207V126H209V125H211L210 127H212V128H214V130L217 132V134L218 135H221V137L220 138H223L224 140L226 139V140H228V142L225 140V142L223 143L224 144V146H225V143H228V144H233V148H235L234 150L236 151L235 153H239L241 156H238L237 158H240V159H238V161L239 160H243L244 161V159H246V158H242L243 157V155L245 154V156L247 157V158H249L248 156H250V154H252V153H254V155L255 154H257L256 153V151H254L256 148V146L257 145H255V141H253V139L254 138H258V136L260 137V139L261 140H263L264 141V23H263V20H262V15H264V12H263V14H262V10H264V8L262 9V3H260L261 4V6H260V4L259 3H257V1L255 2L256 3V6H254L255 4H254V1L253 2H250L249 0V2L252 4L253 3V6H251V7H253V8H255V9H252L251 7H250V5H249V11L248 12H250V11H252L253 10V12H251V13H248V15H249V17L248 18H246V19H244V20H241L242 22L241 23H239L238 22V25H235L234 27H233V29H231L230 30V28L227 30V25L226 24H228V23H224V21L222 20H220L222 23H220V22H218L219 20L218 19H220V18H218L217 17V14L214 16V18H212V20H214L215 18H218L217 20V22L218 23H220V24H217V26H216V24H214V23H217L215 20V22L213 21H211V23H210V25H209V22H202V21H204V20H201V18L199 17V20H197L196 18H198V17H196L195 16V21H191L190 19H192L193 17H191L190 15L188 16V17H191L190 19L188 18L187 19V17H185V16H187L188 14H184V13H182V15H180L181 13H180V10H182L181 12H183V11H185V10H189V8H185L184 10L183 9H180V6L179 5H176V7H178L179 6V9L178 8H176L175 6H174V4H173V1L172 0H164V1H157L158 2V4H159V7H157L156 5H155V3L153 4L152 2H149V4H152L153 5V7H154V5L156 6V7H154V9L156 8L157 10L159 9V12H158V14H157V12L155 13V11L153 12V13H155V15H152V13L150 14V12L148 13V12H146V10L147 11H151V10H149V7H147V9L145 8L146 6H144L146 3L144 2V0H142V2H141V0H137L136 2H134V0H50ZM138 1H140V2H138ZM149 1V0H148ZM221 1V0H220ZM220 1H218L220 4H221V2ZM224 1V0H223ZM232 1H234L233 3L235 4L236 2H235V0H232ZM231 1V2H232ZM247 1V2H248ZM261 1H263L264 2V0H261ZM144 2V3H143ZM147 2V1H146ZM161 4H160V3ZM217 2V1H216ZM259 2V1H258ZM27 3V2H26ZM29 3H32V2H29ZM29 3H27V4H29ZM39 3V2H38ZM37 3V4H38ZM47 3V2H46ZM83 4L84 6L86 5V7L87 8H89V11L90 12H92V14L90 13V14H88V15H85V12L87 13V11H88V9L86 10V8L84 9L83 7H81L80 5H78V4ZM223 4L224 3H227V2H222ZM33 4H36V3H33ZM37 4H36V6H37ZM43 4V5H44ZM48 4V3H47ZM157 4V5H158ZM219 4V8H220V6L222 5H220ZM243 4V3H242ZM245 5L244 6H246L247 7V5H246V2L244 3ZM30 5V4H29ZM32 5V4H31ZM48 5V6H49ZM152 5H151V7H152ZM229 5V4H228ZM38 6H39V4H38ZM50 6H49V8H50ZM55 8H53V7ZM148 6V5H147ZM233 6H236V5H233ZM42 6H39V10H40V8H41ZM185 7V6H184ZM188 7V6H187ZM217 7H218V5H217ZM216 6H215V8H217ZM222 7L223 8H225L226 7V5L224 4V5H222ZM222 7L219 9L220 11V13L219 14H221L222 16H223V14H222V12H221V9H222ZM243 7V6H242ZM261 7V8H260ZM264 7V6H263ZM28 8H29V6H28ZM30 8H31V6H30ZM34 8H36L35 6H34ZM46 7H44V9H45ZM48 8V7H47ZM234 8V7H233ZM236 8V7H235ZM245 8V7H244ZM38 9V8H37ZM42 9V8H41ZM54 9V10H53ZM86 10L85 12H84V10ZM239 9H242V8H239ZM36 10V9H35ZM49 10V9H48ZM47 10V12H49ZM223 10V9H222ZM225 10V9H224ZM242 10H244V9H242ZM247 10H248V7H247ZM28 11V10H27ZM41 12L43 11V10H40ZM51 11L49 12V13H51ZM83 11V12H82ZM89 11H88V13H89ZM217 11V12H216ZM216 11H214V13L216 12V13H218V8H217V10ZM235 11V10H234ZM240 12L239 13H242V15H245V13L243 12V11H241V10H239ZM44 12H46L45 10L43 11V13ZM46 12V13H47ZM152 12V11H151ZM188 12V11H187ZM25 13V12H24ZM23 13V14H24ZM36 13H39V11H37ZM35 13V14H36ZM189 13H191V12H189ZM214 13H213V15H214ZM224 13V12H223ZM246 13V14H247ZM29 14H30V12H29ZM28 14V15H29ZM34 14V15H35ZM52 14V13H51ZM157 14V15H156ZM218 14V15H219ZM26 15V14H25ZM221 15H219V16H221ZM247 15V16H248ZM27 16V15H26ZM41 16V15H40ZM50 16V15H49ZM55 16H53L54 18H55ZM222 16H221V19H222ZM28 17V16H27ZM37 17V16H36ZM52 17V18H53ZM185 17V18H184ZM33 18V17H32ZM43 18H45V17H43ZM51 18V19H52ZM242 18H245L244 16L242 17ZM241 18V19H242ZM263 18H264V16H263ZM193 19V20H194ZM38 20H41V19H38ZM43 20V19H42ZM51 21H53V20H50V22ZM56 21V20H55ZM54 21V22H55ZM59 21V20H58ZM60 21V22H61ZM193 22V23H191V22ZM235 22H237V20L235 21ZM195 23V24H194ZM205 23H208V24H205ZM52 24H54L55 25V23H52ZM220 25V27H222L223 26V29L222 28H219L218 26ZM222 25V26H221ZM225 25H226V28H224L225 27ZM49 26L50 25H48V27H47V29L49 28ZM57 27H59L58 25H56ZM229 26V25H228ZM51 27V26H50ZM61 27V26H60ZM41 28H43V26H41ZM63 28H66V29H68L67 27H63ZM222 31H221V30ZM226 29V30H225ZM55 30H56V28H55ZM54 30V31H55ZM60 30H61V28H60ZM64 31H66L65 29H63ZM69 30V29H68ZM57 31H59V28L57 29ZM72 31H74V30H72ZM75 31H77V30H75ZM42 32V31H41ZM60 32V31H59ZM61 32H62V30H61ZM71 32V31H70ZM48 33H49V31H48ZM47 33V34H48ZM66 33H68V31L66 32ZM72 33V32H71ZM46 34V33H45ZM50 34V33H49ZM54 34V33H53ZM64 34V33H63ZM73 34H76L75 32L73 33ZM56 35H57V33H56ZM60 35V37H62V35L61 34H59ZM77 35V34H76ZM205 35H207V40H206V38H205ZM68 36V35H67ZM78 36V37H79ZM204 36V37H203ZM57 37V36H56ZM82 37H81V39H82ZM42 38V37H41ZM41 38H40V40H41ZM69 38V37H68ZM44 39H46V37H44ZM43 39V40H44ZM62 39H64V38H62ZM75 39H77V38H75ZM61 40V39H60ZM74 40V39H73ZM55 41H56V39H55ZM59 40L57 39V42H58ZM65 41V40H64ZM63 41V42H64ZM69 41V40H68ZM76 41V40H75ZM74 41V42H75ZM80 41V40H79ZM82 41V40H81ZM45 42V41H44ZM63 42L62 43H60V44H63ZM70 42V41H69ZM67 43V42H66ZM72 43V42H71ZM80 43V42H79ZM82 43V42H81ZM59 44V43H58ZM65 44V43H64ZM76 44H78V41H77V43ZM65 45H68V46H66L65 47V49H67V50H69L70 48H71V44H65ZM64 45V46H65ZM75 45V44H74ZM83 46H84V44H82ZM86 45V44H85ZM86 45V46H87ZM82 46V47H83ZM60 47H62V46H60ZM75 47H77V46H75ZM79 47V46H78ZM80 47H81V45H80ZM72 48H73V46H72ZM58 48H56V50H57ZM63 49V48H62ZM75 49V48H74ZM73 49V50H74ZM78 49V48H77ZM76 49V50H77ZM84 49V48H83ZM86 49V48H85ZM93 49V50H92ZM76 50H75V52H76ZM54 51H55V49H54ZM61 51H63V50H61ZM81 51V50H80ZM84 51H86V50H84ZM83 51V52H84ZM87 51H88V49H87ZM95 51H94V53H95ZM58 52V51H57ZM67 52V51H66ZM70 52V54L69 55H71V50L69 51ZM77 52H79V49H78V51ZM76 52V53H77ZM82 52V51H81ZM100 52V51H99ZM73 53V52H72ZM86 53V52H85ZM93 53V54H94ZM98 53V52H97ZM122 53H124V58L122 57L121 58V56H123L122 55ZM63 54H65V52L63 53ZM78 54V53H77ZM82 54V53H81ZM80 54V55H81ZM88 54V53H87ZM99 54V53H98ZM109 54H108V56H109ZM127 54H129V55H127ZM61 55V54H60ZM66 55V54H65ZM68 55V56H69ZM79 55V54H78ZM77 55V56H78ZM104 55H107V54H105L104 53ZM113 55V56H114ZM119 55H120V57H119ZM64 56V55H63ZM89 56V55H88ZM87 56V57H88ZM91 56V55H90ZM89 56V57H90ZM95 56H96V54H95ZM99 56H103V55H99ZM125 56H127V58L125 57ZM76 57V56H75ZM75 57H74V59H75ZM80 57V56H79ZM78 57V58H79ZM81 57L83 58V56L81 55ZM88 57V58H89ZM91 57H93V56H91ZM90 57V58H91ZM101 57L99 58V59H101ZM130 57V56H129ZM87 58V59H88ZM95 58V57H94ZM104 58V57H103ZM111 58L112 57H108V59H109V61L111 62ZM85 59V58H84ZM84 59H82V60H84ZM107 58H105V61H104V63L107 61L106 60ZM131 59V58H130ZM136 59V58H135ZM78 60V59H77ZM81 60V61H82ZM89 60V59H88ZM96 60H98L97 58H96ZM114 60V61H115ZM79 61V60H78ZM80 61V62H81ZM101 61H103V60H101ZM108 61V62H109ZM115 61V63H113V65L115 64L116 65V62ZM132 61V60H131ZM133 61H135V60H133ZM89 62V61H88ZM92 62V61H91ZM94 62H95V60H94ZM107 62V63H108ZM113 62V61H112ZM127 62V63H126ZM87 63V62H86ZM90 63V62H89ZM96 63V62H95ZM123 63L121 64V66L123 65ZM134 63V62H133ZM137 63V62H136ZM92 64V63H91ZM94 64V63H93ZM97 64H98V62H97ZM100 64H103V62L102 63H100ZM105 65V64H104ZM108 65V64H107ZM109 65H110V63H109ZM112 65V64H111ZM114 65V66H115ZM117 65H118V63H117ZM135 65H138V64H135ZM94 66V65H93ZM100 66V65H99ZM129 66V65H128ZM104 68V70L106 69V68H108V66L106 67V66H103V65H101V67H100V69H103ZM117 67H120V66H117ZM123 67H125V66H123ZM130 67H132V65L130 64V66L129 67H127V70H128V68H130ZM98 68V67H97ZM110 68V67H109ZM96 69V68H95ZM113 69H115L114 67H113ZM112 69V70H113ZM119 69V68H118ZM120 69H123V68H120ZM119 69V70H120ZM132 69V68H131ZM131 69H129V71L131 70ZM112 70H111V72H112ZM124 70H126V69H124ZM134 69H132L129 73V75H134L133 73H131L132 71H133ZM136 70V71H135ZM134 70V73L136 72L137 74L136 75H138L139 74V71H137L138 69L136 68ZM140 70V69H139ZM140 70V71H141ZM144 70V71H145ZM106 71H107V69H106ZM106 71H105V73H106ZM108 71H109V69H108ZM114 71V70H113ZM121 71V70H120ZM110 72V73H111ZM115 72V71H114ZM121 72H123V71H121ZM128 72V71H127ZM143 72V71H142ZM141 72V73H142ZM118 73V77H119V75H122L123 73H126V71L125 72H123L122 74H120V72L118 71L117 72ZM141 73H140V75H141ZM104 74V73H103ZM109 74V73H108ZM114 74V73H113ZM144 74V73H143ZM112 75V74H111ZM124 75H126V74H124ZM123 75V77H125ZM136 75H134V77H136ZM139 75V77H140V82H141V78L143 77H141ZM105 76H106V74H105ZM110 76V75H109ZM114 76V75H113ZM127 77H128V75H126ZM115 77L116 76H114V79H115ZM133 77V76H132ZM134 77H133V80H134ZM139 77H136V78H138L139 79ZM145 77H143L145 80H142V81H147L146 79L147 78H145ZM153 77H152V79H153ZM135 78V80L137 81V79ZM109 79V78H108ZM111 79V78H110ZM116 79H117V77H116ZM123 79V78H122ZM124 79H126V81L124 80V82H127V80H129L128 78H124ZM118 80V79H117ZM120 80V79H119ZM150 79H148V82H152L151 80L149 81ZM112 81H113V79H112ZM111 81V82H112ZM115 81V80H114ZM121 81V80H120ZM119 82V81H118ZM123 82V80H122V83H124ZM131 82V81H130ZM116 83V82H115ZM114 83V84H115ZM141 84V83H140ZM145 84V83H144ZM149 83H147V85H148ZM146 85V84H145ZM144 85V86H145ZM152 85V84H151ZM154 85H152V86H150V88L151 87H153ZM209 85V86H208ZM149 86H148V88H149ZM209 87V89H210V86H211V90H212V93L211 92H209V94L211 95H209V94H207L208 92H207V90L209 91V89H207L206 87ZM147 89V88H146ZM206 89V90H205ZM150 90V89H149ZM149 90H148V92H149ZM210 90V91H211ZM152 91V89L150 90V92ZM153 91H155V89L153 90ZM159 92H160V90H158ZM162 92V93H163ZM161 93V92H160ZM160 93H158V95L160 94ZM151 93H149V95H150ZM125 95V94H124ZM154 95L156 96L157 95V91H156V94L154 93ZM153 95V96H154ZM158 95H157V98H159L158 97ZM163 95H164V93H163ZM167 95V96H168ZM207 95H209V96H207ZM150 96H152V95H150ZM152 96V97H153ZM154 96V98H156ZM168 96V97H169ZM163 96H161L160 98H162ZM165 97V96H164ZM164 97H163V99H164ZM120 98H121V96H120ZM122 99V98H121ZM167 99V98H166ZM165 99V100H166ZM124 100V99H123ZM157 100V99H156ZM168 100L167 101H165V102H168ZM158 101V100H157ZM192 102V103H194V104H191L190 105V102ZM155 102V101H154ZM160 102H162L161 101V99H160ZM159 103V102H158ZM169 103H168V105H169ZM186 103H184L183 105L185 106L184 107V109H186V108H188V107H186L187 105H186ZM163 104V103H162ZM166 105H167V103H166ZM167 105V106H168ZM180 105H178V106H180ZM194 105V106H193ZM171 106H168V107H170V109H171ZM175 106V107H174ZM191 106H193V107H191ZM128 107V106H127ZM131 107V106H130ZM135 107H136V105H135ZM167 107V108H168ZM182 107V106H181ZM173 108L171 109V110H173ZM190 108H188V109H190ZM127 109V108H126ZM132 109V108H131ZM174 109V110H175ZM128 110V109H127ZM126 110V111H127ZM138 110V109H137ZM169 110V109H168ZM169 111V112H172V111ZM175 110V111H176ZM179 110H180V107H179ZM183 109H181V111H182ZM139 111H141V108L139 109ZM175 111L173 112V113H175ZM185 111V110H184ZM184 111H183V113H184ZM132 113V112H131ZM137 113V112H136ZM180 113H182V112H180ZM182 113V114H183ZM189 113H191V112H189ZM195 114L194 115H196V112H194ZM135 114V113H134ZM184 114H188V113H184ZM183 114V115H184ZM193 114V113H192ZM173 115V114H172ZM175 115H176V113H175ZM179 115H181V114H179ZM174 116V115H173ZM185 116V115H184ZM187 116H189V115H187ZM191 116H193V115H191ZM190 116V117H191ZM194 117V116H193ZM196 117V118H195ZM194 118L197 120V116H195ZM176 118V117H175ZM177 118H178V116H177ZM181 118H182V116H181ZM185 117H183V119H184ZM252 118L254 119V121H252ZM185 119H187V118H185ZM191 119V118H190ZM179 120V119H178ZM181 120V119H180ZM130 121V120H129ZM132 121H134V120H132ZM182 121V120H181ZM191 121V120H190ZM252 121V123L253 122H255L256 121V123L255 124H257V122H258V124L256 125V126H258V128H256L257 130H259V132L260 133H256L257 134V136L254 134V130L251 128V127H253V126H250V124H252V123H249V122H251ZM140 123L142 122L141 120L139 121ZM187 122H188V120H187ZM194 122H196V121H194ZM199 122V119H198V121H197V123ZM139 123V124H140ZM144 123V122H143ZM189 123V122H188ZM190 123H192V121L190 122ZM190 123H189V125H190ZM138 124V123H137ZM136 124V125H137ZM138 124V125H139ZM147 124V123H146ZM150 124V123H149ZM149 124H147V125H149ZM156 125H157V123H155ZM159 124V123H158ZM186 124V123H185ZM184 124V125H185ZM194 124V123H193ZM199 124V123H198ZM209 124V125H208ZM142 125V124H141ZM160 125V124H159ZM144 126V125H143ZM146 126V125H145ZM155 126V125H154ZM154 126H153V128H154ZM158 126V125H157ZM191 126V125H190ZM190 126H188V132H189V128H190ZM195 126V125H194ZM255 126V127H256ZM135 127H137V126H135ZM134 127V128H135ZM139 127V126H138ZM142 127V126H141ZM149 127V126H148ZM156 127V126H155ZM185 128L187 127L186 125L184 126ZM146 128V127H145ZM198 128H200L199 126H198ZM198 128L196 129V126L195 127H193V129H196V131L198 130ZM200 128V129H201ZM141 129V128H140ZM143 129V128H142ZM141 129V130H142ZM150 129H152V126H151V128ZM155 129V128H154ZM158 130H159V128H157ZM156 129V132L158 131ZM187 129V128H186ZM199 129V130H200ZM209 129V128H208ZM135 130H136V128H135ZM134 130V131H135ZM144 130V129H143ZM160 130H161V128H160ZM197 131V134H200L201 132L200 131ZM206 130V129H205ZM257 130H255V132H257ZM137 131V130H136ZM140 131V130H139ZM138 131V132H139ZM147 131V130H146ZM165 131H167V130H165ZM192 131H195V130H192ZM168 132V134H170V131H167ZM190 132H191V129H190ZM189 132V133H190ZM199 132V133H198ZM205 132V131H204ZM204 132H203V134H204ZM208 132V131H207ZM209 132H210V134H209ZM208 132V134H206V132H205V134H206V136H209V135H211V129H210V131ZM141 133H142V131H141ZM140 133V134H141ZM160 133V132H159ZM175 133V132H174ZM173 133V134H174ZM178 133V132H177ZM182 134L184 133V134H186L185 132H181ZM180 133V134H181ZM189 133H188V136H189ZM196 133V132H195ZM213 133V132H212ZM139 134V135H140ZM143 134V133H142ZM145 134V133H144ZM171 134H172V132H171ZM176 134V133H175ZM179 134V133H178ZM179 134V135H180ZM183 134V135H184ZM191 134H193V132H191ZM190 134V135H191ZM204 134V135H205ZM253 134L256 136H253ZM148 135V134H147ZM146 135V136H147ZM179 135H178V137H179ZM194 135V134H193ZM192 135V136H193ZM204 135H202L201 136V134H200V136L201 137H203ZM215 135V134H214ZM170 136V135H169ZM172 136H174V135H171V138H172ZM181 136V135H180ZM186 136V137H185ZM184 137L185 138H187V135H185ZM192 136L190 137H188V138H192ZM199 135H197V137H198ZM252 136L254 137V138H252ZM182 137V136H181ZM180 137V138H181ZM205 137V136H204ZM209 137H212V136H209ZM214 137H216V136H214ZM143 138V140H145L144 139V137H142ZM162 138V137H161ZM183 138V137H182ZM181 138V139H182ZM196 138V137H195ZM194 136H193V141H194ZM207 139L206 140H209V138L208 137H206ZM180 139V140H181ZM191 139V140H192ZM197 139V138H196ZM195 139V140H196ZM212 139V138H211ZM209 140V141H212V140ZM215 140L217 139V138H214ZM223 139H219V140H221L220 142L222 143V141H223ZM161 140V139H160ZM190 140V139H189ZM198 140H199V137H198ZM198 140H196V141H198ZM218 140V139H217ZM218 140V141H219ZM259 140V139H258ZM145 141H147V143H148V140H145ZM155 141H157L156 139H155ZM163 141V140H162ZM167 141V140H166ZM172 141V140H171ZM186 141H188V139L186 140ZM201 142L200 143H202V141H203V145L202 146H204V140L202 139V140H200ZM217 141V142H218ZM230 141H232L233 143H230ZM150 142V141H149ZM164 142V141H163ZM162 142V143H163ZM167 142H169V141H167ZM167 142H166V144H167ZM207 142V141H206ZM212 142H214V140L212 141ZM211 142V143H212ZM140 143H142V140H141V142ZM155 143V142H154ZM170 143V142H169ZM173 143V142H172ZM175 144H177L176 142H174ZM182 143H187V142H182ZM181 143V144H182ZM190 143V142H189ZM199 143V142H198ZM197 142H196V144H197V146L195 147L196 149H198L197 147L198 146H200V144H198ZM138 144V143H137ZM143 144V143H142ZM142 144H141V146L140 147H143L142 146ZM144 144H146V143H144ZM164 144V143H163ZM166 144H164V145H166ZM180 144V143H179ZM195 144V143H194ZM195 144V145H196ZM217 144V143H216ZM227 144V145H228ZM140 145V144H139ZM138 145V146H139ZM147 145V144H146ZM155 145V144H154ZM183 146H184V144H182ZM191 145H193V144H191ZM205 145H209V144H205ZM212 146H211V148L213 147V144H211ZM218 145H220V148L222 147V149H224L223 148V146H221V144L220 143H218ZM182 146V147H183ZM201 146V147H202ZM157 147V146H156ZM156 147H154V148H156ZM162 147H164V146H162ZM171 147V146H170ZM182 147H178V148H182ZM187 147H188V145H187ZM191 147V146H190ZM204 147H206V146H204ZM209 147V146H208ZM227 147V146H226ZM225 147V148H226ZM229 147V146H228ZM228 147H227V149H224V150H227L228 152L230 151L229 149H228ZM231 147V148H232ZM139 148V147H138ZM145 148V147H144ZM144 148H141V149H144ZM146 148H147V146H146ZM158 148V147H157ZM160 148H161V142H160ZM165 148V147H164ZM177 148V147H176ZM175 148V149H176ZM178 148H177V150H178ZM203 148V147H202ZM230 148V149H231ZM233 148H232V151H233ZM166 149V148H165ZM165 149H164V151L163 152H165ZM169 149V148H168ZM183 149V148H182ZM205 149V148H204ZM204 149H202V150H204ZM207 149H210V148H207ZM206 149V150H207ZM213 149V148H212ZM218 149V148H217ZM216 149V151H218ZM258 151L257 152H259V154L260 153H262L260 150H259V146H258ZM147 150V149H146ZM183 150H186V148H184ZM183 150H180V151H183ZM202 150H200V152L202 151ZM223 150V151H224ZM250 150H253V151H251L252 153H250L249 151ZM140 151V150H139ZM147 151H149V150H147ZM159 151V150H158ZM161 151V150H160ZM167 151V150H166ZM179 151V150H178ZM205 151V150H204ZM227 151H225L224 153H226ZM154 152V151H153ZM184 152V151H183ZM189 152V151H188ZM190 152H191V149H190ZM200 152H199V154H200ZM208 152V150L207 151H205V153H207ZM212 151H209V155H211V154H214L215 155V153H211ZM231 152V151H230ZM230 152H229V154H230ZM152 153V152H151ZM157 153V152H156ZM159 153V152H158ZM162 153V152H161ZM160 153V154H161ZM166 153V152H165ZM168 153L169 152H167V154L166 155H168ZM171 153V152H170ZM193 153V152H192ZM191 153V154H192ZM204 153V152H203ZM204 153V154H205ZM233 153H234V151H233ZM250 153V154H249ZM142 154V153H141ZM150 153H148V155H149ZM153 154V153H152ZM172 154V153H171ZM183 154V153H182ZM181 154V155H182ZM198 154V155H199ZM208 154V153H207ZM226 154H228V153H226ZM249 154V155H248ZM139 156H141L140 154H138ZM156 154H155V152H154V156H155ZM162 155H164V154H162ZM165 155V156H166ZM170 155V154H169ZM190 155V154H189ZM197 155V156H198ZM201 155H202V153H201ZM201 155H199V156H201ZM209 155H207V156H205L206 158L209 156ZM217 155V154H216ZM232 155H234V156H236V154H232ZM253 155V156H254ZM264 154L262 153V157H260L261 158V160H262V162L264 163V156H263ZM150 156V155H149ZM153 156V155H152ZM183 156V155H182ZM182 156H180V157H182ZM193 156V155H192ZM195 156V155H194ZM193 156V158L195 159V157L197 158V156H195L194 157ZM213 156V155H212ZM244 156V157H245ZM253 156H251V158L253 159ZM256 156V155H255ZM257 156H260V155H258L257 154ZM156 157H157V160H158V158L160 159V157H158L157 155H156ZM155 157V158H156ZM163 157V156H162ZM161 157V158H162ZM167 157V156H166ZM175 157V156H174ZM177 157V156H176ZM183 157H188V156H183ZM190 157V156H189ZM188 157V158H189ZM202 157V156H201ZM154 157H153V159H154V161H150V163L151 162H158V161H155L156 159H155ZM187 158V162L185 163L186 164V167H187V163L188 162H190L191 164L190 165H192V162L191 161H189V159ZM205 158V161H203L201 164L203 165V163L204 162H206V164H207V162H208V160ZM209 158V160H212V161H214L213 159H210V157H208ZM214 158V157H213ZM226 158V157H225ZM236 158V157H235ZM237 158H236V160H237ZM251 158H250V162L247 160V162L248 163H252L253 161H251ZM140 159V158H139ZM142 159V158H141ZM165 159V158H164ZM169 159V158H168ZM186 159V158H185ZM191 159H192V157H191ZM204 159V158H203ZM217 159H219V157H217L216 158V161H217ZM223 159V158H222ZM227 159V158H226ZM255 159V158H254ZM253 159V160H254ZM257 159V162H259L258 161V159L259 158H256ZM176 160V159H175ZM181 159H179V161H180ZM184 160V159H183ZM183 160H181V162L183 161ZM193 160V159H192ZM197 160H199L198 158H197ZM231 160H232V157H231ZM234 160L235 159H233V162L232 163H234ZM164 161V160H163ZM168 161H170V159L168 160ZM171 161H172V159H171ZM186 161V160H185ZM199 161H201V160H199ZM199 161H197V162H199ZM216 161H214V162H211V161H209V162H211V165L210 166H213V165H218L217 164V162L218 161H221V160H218L217 162ZM225 161H227V160H224L223 162H220V166H222L221 168L222 169H225V171L227 170L229 173L232 171V175H233V169L232 170H230L229 171V169H227V168H225L226 166H225V164H226V162ZM138 162H139V160H138ZM144 162H146L147 163V161H144ZM166 162H167V160H166ZM172 162H174V160L172 161ZM171 162V163H172ZM176 162V161H175ZM174 162V163H175ZM208 162V163H209ZM240 162H242V161H240ZM257 162L255 161L254 162V166L251 164H249L250 165V167H251V170H253V167H257L258 165H257ZM159 163V162H158ZM164 163V162H163ZM173 163V164H174ZM177 163H179L180 164V162H178L177 161ZM177 163H176V165H177ZM214 163V164H213ZM236 163V162H235ZM244 163V162H243ZM242 163V164H243ZM260 163V162H259ZM144 164V163H143ZM169 164V163H168ZM167 164V165H168ZM173 164H171V165H173ZM189 164V163H188ZM194 164H195V161H194ZM194 164H193V166H194ZM199 164H200V162H199ZM200 164V165H201ZM206 164H204L205 166H202L203 168L204 167H209V169L210 170H212V172H213V174H212V172H209V174L210 175H214V173H215V169L217 170V168H215L216 167V165L215 166H213V167H210L208 164V166L206 165ZM210 164V163H209ZM213 164V165H212ZM224 164V165H223ZM237 164V163H236ZM242 164H240L241 165V168L240 169H242L243 167H244V169H247V167H248V171H249V166H247V164H245L244 163V166L242 165ZM164 165H165V163H164ZM181 165V164H180ZM199 165V166H200ZM227 166H228V164H226ZM231 165V164H230ZM229 165V167H230V169H231V166ZM245 165L247 166V167H245ZM169 166V165H168ZM184 166V165H183ZM192 166V167H193ZM196 166H197V164H196ZM195 166V167H196ZM220 166H219V168H220ZM236 165H234V167H235ZM164 167V166H163ZM162 166H161V169L163 168ZM179 167V166H178ZM181 167V166H180ZM191 167V168H192ZM233 167V165H232V168H234ZM259 167L261 168V166L259 165ZM258 167V168H259ZM167 168V170H171L172 168H169L168 169V167H166ZM166 168H164L165 170H166ZM175 168H176V166H175ZM175 168H173V169H175ZM212 168H214V169H212ZM236 168V167H235ZM257 168V169H258ZM164 169H163V171H164ZM172 169V171H175V170H173ZM177 170L179 169V168H176ZM183 168H180V170H182ZM192 169H194V167L192 168ZM192 169H190V170H192ZM201 168H199V170H200ZM256 168L253 170V171H251L252 173V175H254V174H256L258 171V173L257 174H259V173H261L262 174V171L259 169V170H257ZM262 169V168H261ZM179 170V171H180ZM184 170V169H183ZM188 170V172L190 171L189 170V168L187 169ZM197 170V169H196ZM206 171L204 172L203 171V169L201 170V171H203L204 173H208L207 172V169H205ZM220 172L222 171L221 169H218ZM243 170V169H242ZM257 170V171H256ZM262 170H264V167H263V169ZM193 171V170H192ZM195 171V170H194ZM241 171V170H240ZM246 171L247 170H245V173H246ZM247 171V173H248V176H251V174L249 173ZM261 171V172H260ZM167 172V171H166ZM169 172V171H168ZM182 172V171H181ZM184 172V171H183ZM187 172V171H186ZM187 172V173H188ZM202 172V173H203ZM219 172V173H220ZM236 172H237V169H236ZM162 173H164V172H162ZM172 173V172H171ZM170 173V174H171ZM176 172H174V174H175ZM180 173V172H179ZM193 173V172H192ZM199 173V172H198ZM219 173H218V176H217V179L219 178V179H221L222 177H219ZM225 173V172H224ZM224 173H221L220 175H223ZM227 173V172H226ZM225 173V174H226ZM170 174H168L167 176H166V174H164V176L166 177V181L168 180V178L171 176ZM173 174V173H172ZM177 174H178V171H177ZM177 174H176V176H177ZM182 174V176H181V179H182V177H184L183 176V174L184 173H181ZM180 174V175H181ZM186 174V173H185ZM191 174V172L188 174V176ZM195 174H197V173H195ZM208 174V175H209ZM216 174H217V171H216ZM215 174V175H216ZM231 174V173H230ZM230 174H226L227 175V177H232L233 178V181H235L236 183H234L235 185L237 184V179H234V178H236V175H233V176H235V177H233V176H228V175H230ZM241 174H242V171H241ZM250 174V175H249ZM257 174H256V176H257ZM140 175V174H139ZM142 175V174H141ZM202 175V174H201ZM200 175V176H201ZM204 175V174H203ZM238 175H239V173H238ZM244 175V174H243ZM135 176H138V175H135ZM134 176V177H135ZM143 176V175H142ZM175 176V175H174ZM176 176H175V178H176ZM179 176V175H178ZM186 176H187V174H186ZM191 176V175H190ZM189 176V177H190ZM197 176V175H196ZM212 176H211V179H209V180H212ZM225 176V175H224ZM240 177H238V179H241V180H243V178H244V176H243V178H241V175H239ZM247 176V175H246ZM260 176V174L258 175V177ZM192 177V176H191ZM208 177H210V176H208ZM207 177V178H208ZM252 177V176H251ZM254 177H255V175H254ZM257 177V178H258ZM140 178V177H139ZM194 178V177H193ZM206 178V177H205ZM224 178H226V177H224ZM224 178H222V179H224ZM231 178V179H232ZM249 178L250 177H246V182H249L248 180H249ZM256 178V179H257ZM173 179V178H172ZM177 179V178H176ZM175 179V180H176ZM179 179H180V177H179ZM178 179V180H179ZM186 179V178H185ZM190 179V178H189ZM192 179V178H191ZM216 179V180H217ZM217 180V181H221V180ZM230 179V180H231ZM252 179H253V177H252ZM136 180H137V178H136ZM140 180H142V178H140ZM174 179H173V181H175ZM177 180V181H178ZM198 180V179H197ZM204 180V179H203ZM214 180H215V176H214ZM225 180V179H224ZM224 180H222V182H220V183H223L224 182ZM228 180V179H227ZM244 180V181H245ZM139 181V180H138ZM172 181V180H171ZM181 181V180H180ZM207 181H208V179L206 180V183H207ZM232 181V180H231ZM239 181L240 180H238V183H239ZM243 181V182H244ZM254 181H255V179H254ZM257 181V180H256ZM263 182H261L262 184H264V179L262 180ZM170 182V179H169V181L167 182V183H169ZM187 182V181H186ZM189 182H191V181H189ZM192 182H193V180H192ZM197 182H200V181H197ZM201 182H202V180H201ZM200 182V183H201ZM212 182V184H213V180L211 181ZM211 182H210V184L209 183H207V184H209L207 187H209L210 185H211ZM216 182V181H215ZM214 182V185H217V186H219V184L216 182L215 183ZM243 182H241L242 184H243ZM194 183H195V180H194ZM194 183L192 184V186L194 185ZM225 183V182H224ZM223 183V184H224ZM252 183H254V182H252ZM177 184H179V183H177ZM181 184V183H180ZM187 184V183H186ZM189 184V183H188ZM188 184H187V186H188ZM191 184V183H190ZM203 184V183H202ZM201 184V185H202ZM207 184H205V181H204V185H205V187H206V185ZM223 184H222V186H223ZM233 184V185H234ZM245 184H247V183H244V185ZM261 184V185H262ZM173 184H171V185H169V186H172ZM176 185V184H175ZM182 185V184H181ZM181 185H180V187H181ZM183 185H185V183L183 184ZM224 185H226V186H228L227 185V182H226V184H224ZM231 185V184H230ZM232 185V186H233ZM195 186V185H194ZM197 186V185H196ZM195 186V187H196ZM221 186V185H220ZM226 186H224V188L226 187ZM238 187H239V184L237 185ZM236 186V187H237ZM254 186L255 187H257V185H255L254 184ZM179 187V186H178ZM186 187V186H185ZM195 187H191V188H193V190L195 189ZM199 187H201V186H199ZM204 187V188H205ZM229 187V186H228ZM227 187V188H228ZM242 187V186H241ZM240 187V188H241ZM245 187H246V185H245ZM253 186H251V188H252ZM263 187H264V185H263ZM215 188V187H214ZM244 187H242L241 189H243ZM175 189V188H174ZM177 189V188H176ZM186 190H185V192L187 191V188H185ZM189 189V188H188ZM197 190H198V188H196ZM195 189V190H196ZM202 189V188H201ZM206 189V188H205ZM209 189H210V187H209ZM213 189V188H212ZM219 189V188H218ZM226 189V188H225ZM224 189V190H225ZM229 189H231V188H229ZM233 189V188H232ZM255 189V188H254ZM178 190V189H177ZM183 191H184V189H182ZM192 189H191V191H193ZM194 190V191H195ZM203 190V189H202ZM214 190H216V189H214ZM220 190H222V188L220 189ZM228 190V189H227ZM234 190V189H233ZM238 190V189H237ZM250 190V189H249ZM256 190V189H255ZM180 191V190H179ZM193 191V192H194ZM207 191H209V190H207ZM213 191V190H212ZM218 191V190H217ZM223 191V190H222ZM229 191V190H228ZM228 191H226V192H228ZM231 191V190H230ZM242 190H240V192H241ZM247 190H243L242 192H243V194H245L244 192H246ZM253 191V190H252ZM192 192V193H193ZM195 192H197L198 193V191H195ZM201 192V191H200ZM205 192V191H204ZM213 192H215V191H213ZM224 192V191H223ZM222 192V193H223ZM239 192V190H238V194L240 193ZM241 192V193H242ZM250 192V191H249ZM255 192H257V191H255ZM143 193V192H142ZM181 193H182V191H181ZM188 193H189V191H188ZM191 192L189 193L190 195H188V196H191V194H192ZM202 193V192H201ZM212 193V192H211ZM232 193H234L233 191H232ZM250 193H252V192H250ZM250 193H248V194H250ZM158 193H156L155 195H157ZM186 194V193H185ZM217 194H219L220 196L222 195V199H224V196H223V194H221V193H218L217 192ZM215 195V196H218V195ZM247 194V193H246ZM245 194V195H246ZM247 194V195H248ZM143 195V194H142ZM145 195V194H144ZM178 195H180V194H178ZM201 195V194H200ZM199 195V196H200ZM203 195H204V193H203ZM209 195V194H208ZM227 196H228V194H226ZM234 195V194H233ZM232 195V196H233ZM241 195V194H240ZM239 195V196H240ZM242 195V198L244 199V200H248V204H250L249 203V201L251 200H249V199H247V197L248 196H250V195ZM254 195H256L255 193H254ZM258 195V194H257ZM256 195V196H257ZM146 196V195H145ZM149 196V195H148ZM148 196H146V197H148ZM175 196V195H174ZM181 196V195H180ZM178 197V199L180 198L181 199V197ZM198 196V197H199ZM205 196H207V195H205ZM211 196V195H210ZM214 196V195H213ZM215 196H214V198H215ZM235 196H238V195H235ZM244 196V197H243ZM251 196H253V194L251 195ZM254 197L255 198V201L257 202V199L259 200V197ZM150 197V196H149ZM175 197H177V196H175ZM174 197V198H175ZM184 197V202H186L185 200L186 199H188V198H186L185 199V195L184 196H182V198ZM204 197V196H203ZM207 197H209V196H207ZM241 197V196H240ZM143 198L145 199V197L143 196ZM142 198V199H143ZM194 197H192V199H193ZM199 198H201V199H203L202 198V196H200ZM206 198V197H205ZM204 198V199H205ZM229 198H230V196H229ZM242 198H237V200L238 199H240L239 201L242 203ZM246 198V199H245ZM249 198V197H248ZM254 198H252V199H254ZM136 199V198H135ZM138 199V198H137ZM136 199V202L138 201ZM150 199H151V197H150ZM155 199H157V197L155 198ZM197 199V198H196ZM202 200L203 202L202 203H206V202H204V201H207V200ZM210 199H211V197H210ZM222 199L220 198V197H218V201L216 200V202L218 203L219 202V200L220 201H222ZM232 199H234V201H235V198H233L232 197ZM132 199H130V201H131ZM141 200V199H140ZM147 200V199H146ZM153 200V199H152ZM161 200V199H160ZM159 200V201H160ZM177 200V199H176ZM236 200V201H237ZM243 200V201H244ZM262 200V199H261ZM130 201L129 202H127L128 203V205H129V203H130ZM134 201V199L132 200V202ZM144 201V200H143ZM158 201V200H157ZM156 200H155V205H156V202H157ZM172 201H174V199H172ZM188 201H191V199H190V197H189V199H188ZM187 201V202H188ZM195 201V200H194ZM193 201V202H194ZM198 201V200H197ZM196 201V202H197ZM201 201V200H200ZM213 201V200H212ZM212 201H211V203H212ZM224 201V200H223ZM222 201V202H223ZM225 201H226V199H225ZM239 201H238V203H239ZM140 202V204H141V202H142V200L141 201H139ZM139 202H137V203H139ZM145 202V201H144ZM153 202H154V200H153ZM181 202V201H180ZM195 202V203H196ZM229 202H231V201H229ZM256 202H254V204L256 205V204H258L260 201H258V203H256ZM143 203V202H142ZM166 203H168V202H166ZM170 203H172V202H170ZM182 203H183V201H182ZM189 203V202H188ZM199 203V202H198ZM201 203V202H200ZM209 203H210V201H209ZM210 203V204H211ZM217 203H215V204H217ZM220 203V202H219ZM223 203H225V202H223ZM234 204L233 205H235V204H237V202H233ZM240 203V205L242 206V204H244V202L241 204ZM252 203H253V200H252ZM261 203H262V201H261ZM44 204V203H43ZM43 204H41L40 206H42ZM132 204V203H131ZM130 204V206H132ZM133 204H134V202H133ZM158 205H160L159 204V202L157 203ZM162 204V203H161ZM163 204H164V206H165V202H163ZM162 204V205H163ZM173 204V203H172ZM174 204H175V202H174ZM187 204V203H186ZM213 204V203H212ZM222 204V203H221ZM230 204H232V202L230 203ZM45 205V204H44ZM43 205V206H44ZM127 205V206H128ZM138 205V204H137ZM142 206H143V204H141ZM157 205V206H158ZM177 205V204H176ZM180 205V204H179ZM190 205V204H189ZM192 205V204H191ZM201 205V204H200ZM199 205V206H200ZM206 205H208V204H206ZM223 205V204H222ZM251 205L252 204H250V207H251ZM46 206V205H45ZM45 206H44V208H45ZM130 206H128V210H129V208H130ZM139 206V205H138ZM137 206V207H138ZM168 206V205H167ZM171 206V205H170ZM169 206V207H170ZM174 206V205H173ZM172 206V207H173ZM195 205H193V206H191V207H194ZM204 206V204H202V210H204V208L205 207H203ZM219 206H220V204H219ZM227 206V205H226ZM225 206V210H227V209H229V208H227ZM236 206V205H235ZM240 206V207H241ZM244 206V205H243ZM242 206V207H243ZM253 206V205H252ZM133 207H136V205H134ZM136 207V208H137ZM159 207V206H158ZM181 207H183V206H181ZM190 207V206H189ZM190 207V208H191ZM201 207V206H200ZM199 207V208H200ZM242 207H241V210H242ZM255 207H257V206H255ZM43 208V209H44ZM144 208V207H143ZM143 208H141L140 209V206H139V208L138 209H140V211L143 209ZM161 208V207H160ZM174 208V207H173ZM177 208H178V206H177ZM195 208H196V206H195ZM198 208V207H197ZM224 208V207H223ZM223 208H221V209H223ZM227 208V209H226ZM234 208H236V207H234ZM238 208H239V204H238ZM243 208H245V206L243 207ZM252 208H254V207H252ZM251 208V209H252ZM258 208H260V203H259V207H257V208H255V212H253V213H256L257 212V210H258ZM134 209V208H133ZM157 209V208H156ZM171 209V208H170ZM183 209H184V207H183ZM185 209H186V207H185ZM216 209V208H215ZM214 209V210H215ZM230 209L232 210V207H230ZM250 209V210H251ZM262 209H263V207H262ZM158 210H159V208H158ZM157 210V212H159ZM166 210H167V208H166ZM182 211V214H181V212H179V211ZM187 210V209H186ZM190 210V209H189ZM195 210V209H194ZM201 210V211H202ZM207 210V209H206ZM206 210H205V214H207L206 213ZM210 210V209H209ZM246 210V209H245ZM244 209H243V211H245ZM248 210V209H247ZM254 210V209H253ZM252 210V211H253ZM261 210V209H260ZM130 211H131V209H130ZM130 211H128L129 213H127V214H132V213H134V212H137V213H139L137 210L135 211V210H133L134 212H130ZM156 211V210H155ZM160 211H161V209H160ZM163 211V210H162ZM176 212H177V210H175ZM200 211V212H201ZM217 211V210H216ZM220 211V210H219ZM228 211V210H227ZM237 211H240V210H238L237 209ZM263 211H264V209H263ZM262 211V212H263ZM4 212V211H3ZM14 212V211H13ZM165 212V211H164ZM178 212L180 213L178 216H181V215H183V210L182 209H178ZM177 212V213H178ZM199 212V213H200ZM208 212V211H207ZM212 212V211H211ZM221 212H224V211H221ZM220 212V213H221ZM236 212V211H235ZM242 212V211H241ZM249 212V211H248ZM248 212H247V214H248ZM260 212V211H259ZM11 213V212H10ZM145 213V212H144ZM143 213V214H144ZM162 213V212H161ZM171 213V212H170ZM174 213V212H173ZM177 213H174L175 214V217H176V214ZM193 213V212H192ZM202 213H203V211H202ZM202 213H200V215H202ZM209 213V212H208ZM213 213V212H212ZM217 213H219V212H217ZM233 213V212H232ZM240 213V212H239ZM244 213V212H243ZM252 213V212H251ZM252 213V214H253ZM264 213V212H263ZM12 214H15V213H12ZM118 214V213H117ZM123 214V213H122ZM136 214V213H135ZM163 214L165 215V213H162V218H164V216H163ZM172 214V213H171ZM173 214V215H174ZM189 214H191V213H189ZM195 214V213H194ZM224 214H229V216H230V211H229V213H224ZM234 214V213H233ZM236 214V213H235ZM247 214H245L246 216H247ZM252 214H250L251 215V217H252V221H255V217H257V216H260L261 214L260 213H258V215H257V213H256V215L255 214H253V215H255L254 216V220H253V215ZM260 214V215H259ZM11 215V214H10ZM10 215H8L9 217H10ZM17 215H19V214H17ZM118 215H121L120 213L118 214ZM126 215V214H125ZM139 215V214H138ZM141 215V214H140ZM145 215V214H144ZM185 215H188V214H184L183 216H185ZM209 215V214H208ZM215 215H217L216 213H215ZM219 215H221V214H219ZM13 216V215H12ZM12 216H11V218H10V220L12 219ZM15 216V215H14ZM123 216V215H122ZM148 216V215H147ZM156 216H158V215H156ZM156 216H155V218H156ZM168 216H171L170 214L168 215ZM194 216H196V215H194ZM194 216H192V217H194ZM229 216H222L221 215V217H224V219H225V217H226V219H227V217H229ZM235 216V215H234ZM232 217V218H235V217ZM237 216V215H236ZM244 216V215H243ZM263 216V215H262ZM17 218L18 217H20V216H16ZM127 217H128V215H127ZM135 217V216H134ZM138 217V216H137ZM142 217V216H141ZM149 217V216H148ZM187 217V216H186ZM188 217H189V215H188ZM199 217V216H198ZM220 217V218H221ZM239 217V216H238ZM238 217H236V218H238ZM264 217V216H263ZM30 218V217H29ZM32 218V217H31ZM120 218H122V217H120ZM123 218H125V216L123 217ZM129 218V217H128ZM130 218H133V215H132V217H130ZM129 218V219H130ZM140 218V217H139ZM142 218H144V217H142ZM145 218H146V216H145ZM154 218V219H155ZM161 218V217H160ZM177 218V217H176ZM183 217H181L180 218V220H178L179 222H181V221H184V219L183 220H181ZM206 218H207V215H206ZM210 218V217H209ZM213 218V217H212ZM249 218V217H248ZM247 218V219H248ZM258 219H259V217H257ZM9 219V218H8ZM15 219V218H14ZM33 219V218H32ZM127 219V218H126ZM134 219V218H133ZM158 219V217L156 218V220ZM165 219H166V216H165ZM167 219H168V217H167ZM194 219V218H193ZM195 219H197V217L195 218ZM201 219H202V217H201ZM201 219H200V222L199 223H201ZM229 219V218H228ZM239 219V218H238ZM237 219V220H238ZM261 219H262V217H261ZM261 219H259V221L261 220ZM6 221H7V219H5ZM4 220V221H5ZM18 220V219H17ZM146 221H147V219H145ZM160 220H162V219H160ZM169 220V219H168ZM167 220V221H168ZM190 220H191V223H193V225L194 224H196V225H198V223H195L196 222V220H195V222L194 221H192V218L190 217ZM188 218H187V221H190ZM199 220V219H198ZM205 220V219H204ZM229 220H231V219H229ZM236 220V221H237ZM249 220H250V218H249ZM249 220H248V223H249ZM19 221V220H18ZM135 221V220H134ZM138 221H140V219L139 220H137V223H138ZM143 221V220H142ZM157 221H159V220H157ZM166 221V220H165ZM164 221V222H165ZM166 221V222H167ZM175 221L176 222H178L176 219H175ZM206 221V220H205ZM207 221H209V220H207ZM212 221H214L213 219H212ZM1 223H3L2 221H0ZM11 222H13V221H10V223ZM15 222V221H14ZM151 223H152V221H150ZM166 222L164 223V224H166ZM169 222H170V220H169ZM172 222H174V221H172ZM186 222V221H185ZM202 222H204V221H202ZM224 222V221H223ZM239 222H240V219H239ZM251 222V221H250ZM256 222H257V220H256ZM256 222H254V224L256 223ZM260 222H262V220L260 221ZM6 223H8V222H6ZM16 223V222H15ZM14 223V224H15ZM145 223V222H144ZM147 223H148V221H147ZM146 223V224H147ZM151 223H150V226H151ZM160 223H162V222H160ZM171 223V222H170ZM170 223H168V225L170 224ZM187 223V222H186ZM210 223H212L211 221H210ZM209 223V224H210ZM235 223V222H234ZM262 223H264V221L262 222ZM149 224V223H148ZM147 224V225H148ZM172 224V223H171ZM170 224V225H171ZM181 224V226H182V223H180ZM188 225H190L189 223H187ZM215 224H217L218 225V223H215ZM214 224V225H215ZM225 224V223H224ZM239 224V227L241 228V226H240V223H238ZM252 224V223H251ZM251 224H250V226H251ZM7 225H9V224H7ZM12 225V224H11ZM17 225H20V224H17ZM154 225V224H153ZM156 225V224H155ZM177 225V224H176ZM186 225V224H185ZM195 225V226H196ZM204 225V224H203ZM206 225H208V223L206 224ZM205 225V226H206ZM226 225V224H225ZM225 225H224V230H226L225 229ZM16 226V225H15ZM140 226H142L141 224H140ZM157 226H158V224H157ZM162 227H163V224L161 225ZM173 226V225H172ZM172 226H170V227H172ZM180 226V227H181ZM192 226V225H191ZM195 226H192V227H195ZM200 226H201V224H200ZM210 226V225H209ZM208 226V227H209ZM219 226V225H218ZM236 227H237V225H235ZM256 227H257V225H255ZM254 226V227H255ZM261 226V225H260ZM6 227V226H5ZM9 227H10V225H9ZM20 227V226H19ZM152 228H154L155 229V227L154 226H151ZM151 227H150V230H151ZM178 227H179V223H178ZM183 227H185L184 226V223H183ZM188 226H186L185 228H187ZM190 227V226H189ZM192 227H190V228H192ZM207 227V228H208ZM210 227H212V225L210 226ZM210 227L208 228L209 230H210ZM214 227V226H213ZM235 227V228H236ZM252 227V226H251ZM262 227V226H261ZM264 227V226H263ZM263 227H262V229H263ZM1 228H4V227H2L1 226ZM16 228V227H15ZM104 228V227H103ZM145 228V227H144ZM146 228H147V226H146ZM149 228V227H148ZM147 228V229H148ZM164 228V227H163ZM166 228V227H165ZM169 228V227H168ZM182 228V227H181ZM195 228H197V227H195ZM203 228H204V226H203ZM221 228V227H220ZM227 228H229V227H227ZM233 228V227H232ZM253 228V227H252ZM6 230L8 229V228H5ZM11 229V228H10ZM19 229V228H18ZM146 229V230H147ZM183 229V228H182ZM182 229H180L179 231H182ZM202 229V228H201ZM204 229H206V227L204 228ZM214 229H216V228H214ZM214 229H212V230H214ZM234 229V228H233ZM257 229V228H256ZM2 229H0V231H1ZM12 230V229H11ZM156 230V229H155ZM153 231V232H155V234H156V231ZM187 230H188V228H187ZM193 230V229H192ZM200 230V229H199ZM207 230V229H206ZM212 230H210V232L212 231ZM223 229H221V231H222ZM227 230H230V229H227ZM226 230V231H227ZM236 230V229H235ZM237 230H239L238 228H237ZM241 230V229H240ZM259 230V229H258ZM4 230H2V232H3ZM15 231H16V229H15ZM102 231H104L103 229H102ZM144 231V230H143ZM142 231V232H143ZM169 231V230H168ZM171 231V230H170ZM184 231V230H183ZM188 231H191V229L190 230H188ZM195 231V230H194ZM197 231V230H196ZM196 231L194 232L195 234H197L196 233ZM205 231V230H204ZM8 232H10V231H8ZM12 232V231H11ZM10 232V233H11ZM107 232V231H106ZM139 232H140V230H139ZM138 232V233H139ZM147 232V231H146ZM146 232H144V233H146ZM158 232V231H157ZM160 232V231H159ZM184 232H186V231H184ZM200 232H201V230H200ZM206 232V231H205ZM215 232H216V234H215ZM229 232V231H228ZM231 232V231H230ZM239 232V231H238ZM4 233H7V232H3V234ZM14 233V232H13ZM15 233H17V232H15ZM14 233V234H15ZM108 233V232H107ZM112 233V232H111ZM135 233H136V231H135ZM165 233V232H164ZM192 233V232H191ZM199 233V232H198ZM202 233V232H201ZM200 233V234H201ZM211 233H213V234H215L216 236L218 235L217 234V231L216 230H214V232H211ZM234 233V232H233ZM99 234L101 235V232H99ZM102 234H103V232H102ZM109 234V233H108ZM113 234L114 233H112V237H113ZM128 234V233H127ZM140 234H142L141 232H140ZM147 234V233H146ZM159 234V233H158ZM163 234V233H162ZM161 234V235H162ZM168 235H169V233H167ZM190 234V233H189ZM206 234V233H205ZM207 234H209V232L207 233ZM232 234V233H231ZM256 234V233H255ZM10 235V234H9ZM18 235V234H17ZM88 235V234H87ZM105 235V234H104ZM103 235V236H104ZM120 236H121V234H119ZM118 235V236H119ZM125 235H126V233H124V235L122 234V236H123V238H122V241H123V239L125 238ZM134 236H139L138 234H133ZM133 235L131 234H129V236H132V240H134L133 238ZM149 235V234H148ZM147 235V236H148ZM160 235V236H161ZM182 235V234H181ZM181 235H180V237H178L177 235V237L178 238H180V239H183V238H181ZM194 235V234H193ZM220 235H222V234H220ZM226 235V234H225ZM225 235H223V236H225ZM227 235H229L228 233H227ZM257 235V234H256ZM2 236H5V235H2ZM105 236H108L107 234L105 235ZM117 236V235H116ZM117 236V237H118ZM137 236H136V238H135V240L137 239L138 241H139V239L141 238V236H140V238L138 239L137 238ZM147 236L145 235V234H143V237H146L145 239H147ZM174 236V235H173ZM204 236V235H203ZM203 236H202V238H203ZM206 236V235H205ZM210 236V235H209ZM209 236L207 237V238H209ZM213 237H214V235H212ZM211 236V237H212ZM219 236V235H218ZM230 236H232V235H229V237L228 238H231ZM237 236V235H236ZM236 236H235V238H236ZM255 236V235H254ZM258 236V235H257ZM263 236H264V234H263ZM1 237V236H0ZM6 237V236H5ZM5 237H2V239L3 238H5ZM8 237V236H7ZM10 237V236H9ZM8 237V238H9ZM14 237V236H13ZM21 237V236H20ZM87 239H85V240H88V236H85ZM108 237H111V235L110 236H108ZM111 237V238H112ZM114 237H115V235H114ZM117 237H115V239H114V241L115 240H117L116 238ZM127 237V236H126ZM151 237H153V236H151ZM154 237H156V236H154ZM154 237H153V239H154ZM164 236H162L161 238H163ZM183 237V236H182ZM190 237V239L188 238V236H187V239H189V241H191V236H189ZM201 237V236H200ZM259 237V236H258ZM257 237V238H258ZM46 238V237H45ZM44 238V239H45ZM91 238V237H90ZM96 238V237H95ZM99 238H101L100 236H99ZM119 239H120V237H118ZM157 238V237H156ZM156 238L154 239L155 241H156ZM168 238V237H167ZM170 238H175V237H170L169 236V239H167V240H170ZM177 238V239H178ZM185 238V237H184ZM197 238H199V236H198V234H197V237H196V240H197ZM205 238V237H204ZM203 238V239H204ZM215 238V237H214ZM213 238V239H214ZM220 238H221V236H220ZM220 238L218 237L217 239H216V242L218 241V240H220ZM226 238V237H225ZM240 238V237H239ZM238 237L236 238V239H239ZM7 239V238H6ZM6 239H4L3 241L5 242V240ZM11 239H12V236H11ZM11 239L10 240H8V242L9 241H11ZM15 238H13V240H14ZM47 239L49 240V238L47 237ZM46 239V240H47ZM93 239H94V237H93ZM92 238H91V242H92V240H93ZM97 239V238H96ZM95 239V240H96ZM110 239V238H109ZM113 239V238H112ZM112 239H111V241H112ZM129 239V242H130V240H131V237L129 238H127L126 239V241ZM142 239H144V238H141L140 240H142ZM164 239V238H163ZM163 239H161L160 240V242H158V243H161L162 241H163ZM165 239H166V237H165ZM176 239V238H175ZM174 239V240H175ZM179 239V240H180ZM209 239H212V238H209ZM208 239V240H209ZM212 239V240H213ZM234 239V236L231 238V239H229L230 241H231V244H229L230 243V241H229V245H230V247H229V245L227 246L226 244H223L224 246L226 245L227 247H228V249H233L232 250V252L234 253V254H236V252L238 253L239 251L237 250V248H239L240 247V244L237 242V241H239V240H236L235 241V239ZM264 239V238H263ZM47 240V241H48ZM108 240V239H107ZM157 240H159V239H157ZM195 240V241H196ZM7 241V240H6ZM45 241V240H44ZM43 241V243L42 244H44L45 242ZM121 241V240H120ZM125 241V242H126ZM143 241V240H142ZM142 241H140V242H142ZM151 241H152V239H151ZM176 241V240H175ZM192 241H194V237H193V239H192ZM192 241H191V244H192ZM198 241H199V239H198ZM200 241H203L202 239L200 240ZM204 241H206L205 239H204ZM203 241V242H204ZM236 242V244L238 243V246L239 247H237V245H236V249H235V246L234 245H232V243H234V242ZM256 241H257V239H256ZM255 241V242H256ZM3 242V243H4ZM42 242V241H41ZM41 242H40V244H41ZM87 242V241H86ZM89 242V241H88ZM93 242H95V241H93ZM112 243V242H110V241H107V243ZM116 242V241H115ZM124 242V241H123ZM129 242H126V243H128L129 244ZM137 242V241H136ZM135 242V243H136ZM139 242V243H140ZM146 241H144V243H145ZM149 242V241H148ZM153 242V241H152ZM163 242H165V241H163ZM179 242V241H178ZM180 242H181V240H180ZM184 242V241H183ZM182 242V243H183ZM202 242V243H203ZM208 242L210 243V240L209 241H206V243L208 244ZM216 242H214V243H216ZM218 242H220V241H218ZM97 243V242H96ZM114 243V242H113ZM117 243V242H116ZM132 243V242H131ZM135 243H132V244H135ZM143 243V242H142ZM158 243H156V244H158ZM173 243V242H172ZM188 243V242H187ZM190 243V242H189ZM188 243V244H189ZM194 243V242H193ZM226 243H227V241H226ZM5 244V243H4ZM9 244H10V242H9ZM48 244H50L51 245V242H49ZM93 244V243H92ZM103 244V243H102ZM101 244V245H102ZM115 244V243H114ZM131 244V245H132ZM141 244V243H140ZM146 244V245H145ZM144 245H145V247H146V250H147V253H148V251H150L149 250V247H151V250H152V246H154L152 243V246L151 245H148L147 243H145ZM155 244V243H154ZM167 244H168V242H167ZM183 244H185V243H183ZM183 244H181V246H183ZM201 244V243H200ZM217 244V243H216ZM221 244V243H220ZM261 244H262V242H261ZM260 244V245H261ZM85 245H86V243H85ZM88 245H89V243H88ZM97 245V244H96ZM100 245V244H99ZM98 245V246H99ZM110 245H113V244H110ZM123 243H122V248L123 249H125L126 247H127V245H126V247L124 248L123 247ZM139 245V244H138ZM137 245V243H136V248L138 249L139 247H140V245L138 246ZM143 244H141V246H144ZM164 245V244H163ZM174 245H176V244H174ZM180 245V244H179ZM203 245V244H202ZM201 245V246H202ZM211 245H213V244H211ZM218 245H219V243H218ZM217 245V246H218ZM231 245L232 246H234V248H232L231 247ZM253 245V244H252ZM42 246H44L45 247V244L44 245H42ZM52 246V245H51ZM104 246H105V244H104ZM160 246V245H159ZM159 246H158V248H159ZM168 247L167 248H169V246H170V244H168L167 245ZM178 245H176V248L178 249L179 247H177ZM181 246H180V248L178 249L180 252L182 251V253H184L183 252V250L181 249ZM196 246H197V244H196ZM195 246V247H196ZM201 246H199V250H200V248L202 249V247ZM207 246V245H206ZM216 246V247H217ZM220 246V245H219ZM255 246V245H254ZM53 247V246H52ZM54 247H55V245H54ZM101 247V246H100ZM106 247V246H105ZM132 247V246H131ZM135 247V246H134ZM161 247V246H160ZM164 247V246H163ZM171 247L172 248H175V247H173V245L171 244ZM185 247V246H184ZM183 247V248H184ZM194 247V248H195ZM205 247V246H204ZM222 247V246H221ZM226 247V248H227ZM264 247V246H263ZM46 248H47V245H46ZM49 248H51V247H49ZM128 248V247H127ZM136 248H135V250H136ZM148 248V249H147ZM157 248V249H158ZM165 248H166V246H165ZM164 248V249H165ZM175 248V249H176ZM192 248V250H193V252H194V249H193V247H191ZM190 248V249H191ZM197 248H198V246H197ZM224 249H226L225 247H223ZM254 248V247H253ZM104 249V248H103ZM131 249V248H130ZM133 249V248H132ZM140 249H141V247H140ZM143 249V248H142ZM140 250V251H142L141 253L142 254H144L146 251H145V248L143 249V250ZM155 249H156V247H155ZM157 249L156 250H152V251H150V252H152L154 255H155V253L157 254V256L160 258V254L158 255V253H161L160 251L157 253V252H155V251H157ZM160 249V248H159ZM181 249V250H180ZM204 249V248H203ZM215 249V248H214ZM227 249V250H228ZM234 249L236 250V252H234ZM256 249V248H255ZM255 249L253 250V251H255ZM263 248H261V250H262ZM51 250V249H50ZM167 250V249H166ZM170 250H171V248H170ZM189 250V249H188ZM198 250V251H199ZM217 250H219V248L217 249ZM127 252H129V251H131V250H126ZM140 251L138 250V252H136V251H133V253H140ZM143 251H145L144 253H143ZM172 251H174L175 252V250L174 249H172ZM206 251V250H205ZM221 251H222V249H221ZM240 251H241V249H240ZM252 251V253H254L253 254V257H254V255H255V252H253ZM176 252H178L177 250H176ZM186 252H188L187 250H186ZM220 252V251H219ZM257 252V251H256ZM131 253H132V251H131ZM170 253V252H169ZM169 253H167V254H169ZM188 253H190V250H189V252ZM202 253H206V252H204V250H203V252ZM243 253V252H242ZM166 254V257L168 258V257H170L171 258V256H169V255H167ZM172 254H173V252H172ZM176 254V253H175ZM181 253H179V255H180ZM198 254H201V251H200V253H198ZM207 254V253H206ZM206 254H204V255H206ZM217 254H219L218 253V251H217ZM137 255H140V254H137ZM145 255V254H144ZM152 255V254H151ZM154 255H152V258H153V256ZM188 255V254H187ZM194 255V253L192 254V256ZM204 255L202 256V257H204ZM240 255V254H239ZM258 255V254H257ZM257 255H256V257H257ZM146 256V255H145ZM176 256H178V255H176ZM176 256H174V257H176ZM195 256V255H194ZM238 256V255H237ZM157 257V258H158ZM161 257H163L164 258V256H162V253H161ZM164 258V260H166L167 258ZM174 257H172V258H174ZM200 257V256H199ZM154 258H156V257H154ZM162 258V259H163ZM169 258V259H170ZM171 258V259H172ZM198 258V257H197ZM220 258V257H219ZM161 259V258H160ZM162 259H161V261H162ZM176 259H178V258H176ZM221 259V258H220ZM156 260V259H155ZM158 260V259H157ZM167 261V260H166ZM165 261V262H166ZM163 262V261H162ZM168 262V261H167ZM169 262H170V260H169ZM159 263V262H158Z\"/></svg>",
  "mask_w": 264,
  "mask_h": 264
}]
</instances>
